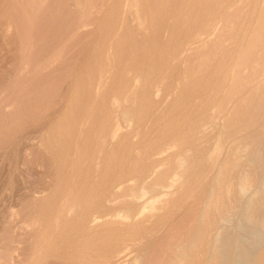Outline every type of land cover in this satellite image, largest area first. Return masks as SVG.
<instances>
[{"label":"rangeland","instance_id":"rangeland-1","mask_svg":"<svg viewBox=\"0 0 264 264\" xmlns=\"http://www.w3.org/2000/svg\"><path fill=\"white\" fill-rule=\"evenodd\" d=\"M122 1H124V0H122ZM140 1H141V4L143 5V6H141L142 10H144L143 12L146 14V11H147L146 18H147V23L149 24V26L147 24L145 31H141V34H138L139 29L135 25V21L133 22L131 20L132 18L129 19L128 16L126 15V11L123 9L124 8V6H123L124 2H122V4H121V0H83L82 14H81V20H80V24H81L80 29L81 30L79 32L80 36L78 35L77 39H76L73 36V31L76 29V27H75L76 16L72 12V8H70L71 7V0H61V1L60 0H0V101H1L0 102V260H1L0 264H18L19 262H20L19 264H22V263L26 264V262L29 259H30L28 261L29 264H35L34 261H36V264H38L37 261L39 262V260H40L39 264H41V262L44 264H48L49 261H50L49 264H79L81 262L84 264H115V263L121 264V262H122V264H126L128 262L127 264H130L131 260H127L126 263H123V261H125V260H121L120 258H118V256H116L115 259L113 257L114 260L110 257H105V256H107L106 255L107 251H109V252H107V254H108V256H110L113 253V250L115 249V247L117 248V247H120L121 245H122L121 247H123L125 245V243H121V239H122V242L125 240L126 245L129 246V247L127 246L123 249L124 250L126 249L127 251L130 252V254H129L130 259L137 257L138 258V264H167L168 261H170V259L174 256V254H177V251L174 252L175 249L178 250L180 248L186 249L188 251V253L192 257L191 258L192 264H196V263L197 264H240V262H238V261H240L241 257H243V254H245L244 250H245L246 245L242 240V234H241L244 232H242L240 230V228L236 227V226H238L237 225L238 222L242 219L241 217H243V209L245 208V204L247 202L248 195H244V194L241 195L239 190H237V189H239L237 187H239V183L241 181V177L243 174L242 168L245 164L247 166L253 167V168H251L250 172L247 173V175L250 177V181L253 185L252 189H255L257 186H259L261 181H263V179H264V155H263L264 154V114H262V113H264V110H263L264 104H262V103H264V100H263L264 94H262V91H260L257 99L255 100L253 105L250 107V109H249L250 111L248 110L242 116V117H244V119L246 118L248 120H246L245 123H241V124L242 125L248 124V129L244 130V131H240L239 133L232 131L231 135H229L227 138H224L225 140H222L221 151L217 152V150H215V143L218 141L219 134L214 132L213 134L212 133L207 134L208 136L205 137L206 135L200 133L197 130V127H198L197 124H199V123L195 124L194 121H197L198 119H201V118H202V120H205V121L210 120L217 112H219L218 107L219 108L225 107L224 104H226L227 99L223 98L224 92H225V94L227 93L226 90H228V89H226V88L228 86H230V84H231V83H229L228 80H226V79H229L226 75V72H227V70L229 71V69H231V65L233 67L235 62L238 61V59H239L240 52L238 53V51H240V49H238L239 47L237 48L236 45L238 44L237 46H240V44L242 43L243 40H246L244 42L247 43V41L250 39V37L252 35L254 36V34H252V35L248 34V36H250V37H247L244 35H245L246 31L249 30L248 28L251 29V27H250L251 24L253 27V24L258 23V21H257L258 18H256V17H258L261 14V9H260V7L255 8V6H253L254 5L253 2L252 3L250 2V4L248 3V5H247L249 7L248 9H247V6L243 7V9H241L242 7L239 8L242 12L245 11L246 15H245V13H242L241 11L239 12V10H238L237 11L238 13L235 11L230 16V17H235V16L236 17L230 19L226 9H223L221 11V9L218 8L219 6L213 7L216 4L212 5V7L210 8V13H213V15L214 14L216 15L217 11L218 12L221 11L222 13L224 12L226 14V16H228L227 19L229 20L230 26L227 28V30L226 29L224 30L226 35L223 32L224 36L222 35L223 37H221L222 38V40H220L221 42L213 43V44L209 45L211 50L209 49V46H208V47L203 48L201 50L202 52L200 50L197 52L196 51L192 52V55L190 56L191 60L189 59V63H188L190 65L189 68L191 71V72L189 71L190 76H189L188 80H186V82H185L186 87L183 86L185 89H183V91L181 90V93H180V89L178 90V88H177L179 85L177 84L178 82H176V79H177V76L180 75V68H181V72H182V66L180 64L178 65L177 63H174L171 60V58H169V57H171L174 54V52L176 54L177 51L179 52V50H181L180 49L182 47L181 44L183 43V41H181V40H182L183 36L185 37V35H183L182 32H184L185 29L189 30L193 24V22H192L193 19H191L188 14H190V12H191L192 16H195L196 11H194V12L191 11L192 6H190L191 4H189V3H191L190 0H162V1L161 0H140ZM119 4H121V5H119ZM121 6H122V8H121ZM143 7L146 9V11ZM114 10L116 13L114 12ZM119 11H121V12H119ZM246 11H248V12H246ZM254 11H255V13H254ZM258 11H260V12H258ZM152 13H154V14L152 15ZM203 13L208 14V12L207 11L205 12V10ZM203 13H202V15H203ZM115 14H116V17L113 18V16H115ZM117 14L118 15L120 14V15L118 16ZM185 15H186V18H184ZM229 15H230V13H229ZM251 15H252V17H251ZM82 16H83V18H82ZM204 16L207 18V15H203L200 18V20L202 18H204ZM253 16H255V18ZM148 19H150V20L148 21ZM248 19L249 20L251 19V20L249 21ZM188 20H190V21H188ZM118 21H120V23H117ZM124 21H126V22H124ZM180 21L183 22L184 24L181 23ZM186 21H188V22H186ZM251 21H253V22H251ZM122 22H123V24H122ZM177 22H178V24H176ZM179 22H180V24H182V26L179 25ZM232 22H234V23H232ZM8 23H11L12 27L14 25H16L12 28V30L10 32L7 30V27H6ZM263 23H264V19H263ZM114 25H116V26H114ZM122 25L125 27H123ZM162 25H163V27H162ZM171 25L175 28L174 29L171 28L170 27ZM185 25H187V26L190 25V26L187 28V26H185ZM244 25L247 27H245ZM231 26H232V28H231ZM182 29H184V30L182 31ZM107 30H109V32L111 33V38L108 37V36H110V33L107 32ZM164 30H165V32H164ZM118 32H119V34H118ZM122 32H124V33H122ZM170 32H171V38L168 37ZM185 32H187V30ZM185 32H184V34H185ZM108 33H109V35H108ZM242 33H243V35H242ZM172 34H173V36H172ZM236 34H237V36H236ZM224 37H227V38L224 39ZM242 37L245 39H243ZM168 38H170V39H168ZM259 38L261 40H258V38L254 39V41H255L254 44L257 46L259 44L260 45L264 44V40H263L264 39V33H263V35L261 34L259 36ZM73 39H74V41H73ZM227 39H229V40H227ZM144 40H145V42H144ZM112 41H113V48L116 49L118 47L116 50H118L119 53L112 48L111 49L112 54L110 55L109 53H110L111 43H109V42H112ZM180 41H181V43H180ZM258 41H260V43H258ZM121 42H122V44H121ZM169 43H170V45H169ZM224 43H225V46H224ZM123 44L125 45V47L123 46ZM176 44L180 45V47ZM216 44H217V46H216ZM106 45H107V48H106ZM231 45H233L235 47L234 48L232 46L234 48V49L232 48V50H234V52L228 51L230 49L229 47H231ZM98 46H100L101 48ZM166 46L170 50L168 48H166ZM173 46H175V47H173ZM177 46L179 47V49ZM219 46L223 47L225 50ZM119 47H120V49H119ZM108 48H109V51L107 50ZM121 48L124 50V52H123V50H121ZM146 48H147V50H146ZM215 48H216V50H215ZM219 48H221V49L219 50ZM236 48L238 49V51L236 50ZM99 49H100V52H99ZM175 49H176V51H175ZM142 51H144L143 54L145 57L142 56ZM163 51H164V53H161ZM226 51L229 54L231 53L230 56L231 55L232 56L230 57L229 54L227 55ZM90 52H91V54H90ZM120 52H122V53H120ZM235 52H237V54ZM125 53H127L128 55ZM194 53H196V54H194ZM205 53L207 55L209 53V55H208L209 57H207V55ZM234 53L236 54L235 58L233 56V55H235ZM108 54L110 56H108V59H107L106 57ZM134 54H138L139 56L134 55ZM162 54L165 56H162ZM185 54L186 55H184V56L188 55L187 53H185ZM254 54H255V52H254ZM259 54L261 55L263 53L258 52V53H256V55L252 54L253 59L255 58L254 56H256V58H258ZM55 55H56V57H55ZM118 55H120V56H118ZM149 55L152 57H150ZM74 56H75V58H74ZM90 56L92 58H90ZM102 56H104V57H102ZM153 56H154V58H153ZM135 57H137V58L135 59ZM142 57H144V58H142ZM215 57H218V58L215 59ZM220 57H221V60H219ZM227 57H229V58L226 59ZM114 58L115 59L117 58V60H115ZM120 58L121 59L125 58V59L121 60ZM150 58H152V59H150ZM168 58L170 59V61ZM196 58H197V62L195 60ZM146 59H147V62H146ZM235 59H237V60H235ZM118 60H121L122 62L120 61L121 63L118 64V62H119ZM141 60H143V61H141ZM212 60H214L213 62H215V63L211 62V64H210V61H212ZM229 60L231 62L233 61L234 63L229 62ZM110 61H111V64H110ZM149 61H150V63H149ZM161 61L162 62L164 61V64H162ZM25 62H26V64H24ZM90 62H92L93 64ZM112 62H114L115 65ZM137 62H139V65ZM144 62H146V64ZM222 63L223 64L225 63L227 65L224 64V68H223ZM201 64H203V65H201ZM205 64L206 65L209 64L206 69H204L206 67ZM215 64L217 65L216 66L217 69H215V67H214ZM81 65H83V66L81 67ZM141 65H143V66H141ZM154 65H156V67L152 71L153 68H151V67H154ZM160 65L162 66V68L160 67ZM192 65H194V66L192 67ZM210 65H212L213 67ZM111 66L114 70L112 72L108 73V69H110L109 67H111ZM116 66L118 69H116ZM125 66H127V67H125ZM138 66H139V68H138ZM173 66H174L175 70L172 68ZM228 66L230 67L229 69H228ZM99 67H101L103 69L106 67L105 70L107 69V74L103 80V83H104L102 85L103 88H102V86L100 87L102 94L99 96H96L94 99L93 98L91 99V104H89L90 108H89V106L85 107V105H86L85 102L87 101L85 98L87 96L86 95L84 96L83 93L85 91L83 93H82V91L85 89H88V88L91 89L93 87V89L95 88L93 91L95 93L97 86L95 85L94 81H93V83H94L93 85H89L90 84L89 81H90L91 77L93 78L92 80L97 79L96 76H97V70L99 69ZM168 67L171 69H169ZM191 67H192V69H191ZM202 67H203V70H202ZM82 69H84L83 72L85 74L82 73ZM124 69H125V72L123 71ZM147 69H148V71L144 72ZM156 69H157V71H156ZM222 69L226 70V72L223 71ZM117 70H118V72H117ZM204 70H205V72L203 73ZM216 70H218V71H216ZM95 71H96V73H95ZM137 71H140L144 77L149 76L150 80L153 78L154 79H158V78L163 79L165 82V84L163 83L165 85V86L163 85V87H164L163 89L166 90V89H168V86H169L170 90L168 89V92H170L171 90H172V92L173 91L175 92L176 90L179 91V93H180L179 95L176 92L178 98L176 99L177 96L174 97V95H175L174 94L173 96L169 97V99L167 100L168 102L170 101V103L168 104V102L166 101L167 104L164 102L163 105L160 104L159 100L154 98L153 96H152V98H150V97L149 98L148 97L147 98H144V97L141 98L143 96L142 95L143 91L140 93V91L143 90L142 85H141L142 89L139 88L140 91L138 90V93L136 92L134 95H132L133 85H132V78L131 77L134 76V74L139 73ZM148 72H150L151 74ZM159 72H160V74H159ZM217 72H219V74H217ZM79 73H80V75H79ZM147 73H148V75H147ZM214 73H216V76ZM93 74H94V76H93ZM118 74H120L122 76H120ZM166 74H168V76ZM193 74L196 77L195 79H194ZM211 74L213 75L212 78H214V79L211 78ZM83 75L84 76L86 75V76L83 78ZM117 75H118V77H116ZM151 75H153L154 77ZM156 75H158L157 78H156ZM225 75H226V79L224 78ZM119 76L121 79L119 78ZM86 77H87V79H86ZM170 77H171V79H170ZM216 77H217V79H216ZM197 78H198L199 82H196V81H198ZM85 79L88 80V81H86V85L84 84ZM108 79H109V81L107 82ZM114 79H115V81H118V82L113 81ZM174 79H175L176 84L173 81ZM77 80H78V82H77ZM224 80H226L227 82L225 83ZM80 81L82 84H80ZM119 81H121V82H119ZM191 81H193V82H191ZM220 81H221V83H219ZM87 82H88V84H87ZM105 82H106V84H105ZM173 82H174L175 89H174V86L172 84ZM111 83H113V84H111ZM117 83H119L118 84L119 86H117ZM197 83H200V84L198 85ZM79 84L82 85L81 86L82 89H80V91H79V88H80ZM83 84L85 86H83ZM192 84L193 85L197 84V85L193 86ZM220 84L222 87L218 86ZM72 85H73V87H72ZM170 85H172V87ZM214 85L218 86L219 89L216 86L214 87ZM111 86H112V88H111ZM190 86H191V88H190ZM245 86H247V87H245ZM86 87H88V88H86ZM237 87L238 88L240 87L239 89H241V90H249L248 88H250L251 85H247L245 83V85L241 84V85H238ZM189 88H190V90L192 89L193 91H190ZM221 89H223L224 91L222 92ZM197 92H200L201 94L197 93ZM203 92H204V94H203ZM71 93H73V94H71ZM81 93L83 96L80 95ZM107 93L109 95H106ZM139 93L142 96L138 95ZM103 94H105L104 96H106L108 99H103L102 98ZM186 94H187V96H186ZM3 95H4V97H3ZM68 95H71V96H68ZM114 95H117V96L120 95L122 97V99H124V97H126V96L129 97L130 101L127 102L128 104L125 103L124 107L127 110L131 111V113L134 114L133 116L137 120H139V119H141V121L143 120V126H144L143 128H144V132L146 135L145 138L147 139V140L144 139L145 141L142 142L143 147L147 144L153 143V141L155 142V140H153V139H156V137H158V136L160 138V135L161 136L165 135L166 138H168V140L176 139V138L180 139L182 137L181 138V141H182L181 143L183 145L182 146V148H183L182 154H184V155H181L182 156L181 158L184 157V159H185V167L183 169H178V170H181L180 171L181 173H183V170H184L183 179L176 184V186L174 188L175 190L173 189L171 191L172 192V198H171V201L166 204L167 206H165L164 209H162L157 214H155L154 217L150 218L151 221L148 219L145 221L146 223L143 222L144 224L140 223V224H138V226L137 225L135 226L136 228H138L141 231H139L138 229H136L134 231V229H135L134 227L130 231H124V232L119 231V230L117 232L114 230L115 231L114 232L113 229H111V230H109L111 232H109V231L100 232V235L99 234L95 235V238L97 237V239L95 240V238L93 237L94 234L91 235L92 233L89 234L85 230H83L84 228L82 227L83 225H81V223H80L81 221L78 219L79 218L78 215H77V217L75 216V218H73V220H76L75 223L73 220H71L70 221L71 224L67 225L70 227V230H69V227H65L66 229L68 228L67 229L68 231L66 232V229L64 228V225H63V224H65L66 220L64 217L65 215L62 212V209H63V207L64 208L67 207L70 204V202L73 201L75 196H76L75 203H79V204H76L77 207H80V205H81V207H80L81 209L87 208L88 204H86L87 202H85L86 199L88 201H91V199L89 200L90 196L88 195V194H90L89 188L91 189L93 184L98 182L97 181L98 178H100V179H98L99 181L101 180V177H100L101 171L98 170V172H96L97 170L95 168V157L99 152L98 150L99 149L101 150V146L99 148V145L102 142V139L99 138L100 132H98V131H100L102 129V128H100V126L101 127H107V130H109L108 128H110L112 123L115 121L116 117H115V114L113 113L114 108L111 105V102H112L111 97ZM195 95H197L198 97ZM212 95H213V97H212ZM7 97H8V99H7ZM69 97H70V100H69ZM173 97L175 98L176 101L172 99ZM137 98L140 102L137 101ZM187 98H189V101L187 100ZM202 98L204 99L203 101H201ZM208 98H211V99H208ZM259 98L260 99L262 98V99L260 100ZM74 99H76V100H74ZM142 99H143V101H142ZM183 99L185 100L184 102H182ZM213 99H214V101H213ZM106 100H107V102H106ZM135 100H136V102H134ZM193 100L196 103L199 100V103L196 104ZM211 100L213 101V103ZM71 101H73V102H71ZM98 101H99V103H98ZM103 101H105L106 103ZM172 101H174L175 103L177 102V104H175V107H173ZM78 102L80 104H78ZM100 102H102V105H104V106H100L99 105ZM145 102H147V103H145ZM174 102H173V104H174ZM202 102L205 104L202 105ZM208 102L211 105H209ZM222 102L224 104H222ZM69 103H71V104H69ZM259 103H260V105H259ZM68 105H70V106H68ZM143 105H145V106H143ZM167 105L169 106L168 110H166L168 107ZM194 105L195 106L197 105L196 106L197 108ZM198 105H200V106L198 107ZM214 105H215V107H214ZM257 105H259L258 110L255 109ZM106 106H107V108H106ZM135 106H139V107H135ZM164 106L166 108H165V110H162V109H164L163 108ZM146 107H147V109H146ZM93 108H94V112H92ZM199 108L200 109L202 108L205 111L200 110ZM209 108L215 114H212V111ZM44 109H46V110H44ZM97 109L99 111H97ZM192 109H194V110H192ZM259 109H262V113H261V111H260V113L258 112ZM85 110H87V111H85ZM199 110H200V112H199ZM209 110L211 112H209ZM89 111H90V114H92L91 115L92 121H93L92 123L93 124L97 123L96 125H98L99 128H96V125H93L91 123L89 131L92 132L93 134L90 132H87V134L89 135V133H90L91 136L88 137V135L87 136L85 135L87 140L85 138H81V137H79L81 139V140H79L78 137L75 138L77 135H79L78 134L79 130H76L79 128V127H77V126H79L78 123L81 122L84 115H86L87 112H89ZM141 111H144V113H142ZM166 111H169L168 116H166L167 115ZM214 111H217V112H214ZM253 111H255V112L252 113ZM72 112H74V114ZM78 112H80L79 114L83 115V117L79 116ZM99 112L102 114H99ZM111 112H112V114H111ZM159 112H163V115L165 114L166 118L161 114H157ZM195 112L196 113L198 112L199 114L198 113L197 114L199 116H202L203 114L204 115H203V117H198V115L194 114ZM205 112L206 113L208 112V114H206ZM44 113H46V114H44ZM152 113H154V117L152 116L153 115ZM257 113H259L260 115L259 114L257 115ZM150 114H151V116H150ZM155 114H156L157 118L155 117ZM171 114H172V116H171ZM42 115L43 116L46 115V117H45L46 119L42 118L43 117ZM63 115H65L66 117ZM73 115H75V116H73ZM99 115H100V117H99ZM135 115H138L139 117H137ZM140 115H142V116H140ZM159 115H161L162 117L161 116L159 117ZM221 115H223V114H221ZM261 115L263 117H261ZM48 116H50V117H48ZM169 116H171V117H169ZM256 116L262 120H258ZM69 117L71 118V120H72V117H74V118L80 117L82 119H76L75 118L74 120L69 121L70 120ZM140 117H142V118H140ZM143 117L145 118V121H144ZM149 117L151 119L153 117L152 121ZM172 117H173V119H172ZM191 117H192V119H191ZM254 117H256V118L254 119ZM66 118H68L69 120ZM93 118L95 120L96 119H100V120H97L94 122ZM159 118H160V120H159ZM163 118H164V120H162ZM175 118H177V119H175ZM195 118L196 119L198 118V119L195 120ZM63 119H65L66 122ZM103 119L105 122L103 121ZM156 119H157V121H156ZM251 119H252V123L250 121ZM58 120L60 121V123H58ZM169 120L171 123L169 122ZM192 120H193V122H192ZM46 121H48L49 123H47ZM73 121H74V123L69 124L70 122H73ZM106 121H108V122H106ZM158 121L159 122L161 121V122L159 123ZM249 121H250V123H248ZM75 122H76V124H75ZM153 122L155 124V127H153L154 126ZM178 122H180V124ZM99 123H101V124L99 125ZM156 123L159 125H157ZM255 123H256V125H255ZM42 124H44L43 125L44 127L42 126ZM47 124H51L52 126L51 125L47 126ZM59 124H60V126H59ZM68 124H69V126H68ZM74 124H75V126H73ZM151 124L153 126H151ZM160 124L162 125L161 130L159 129ZM186 124H187V126H186ZM189 124H192V125L190 126ZM66 125L68 126V129H66L67 128ZM145 125H147V126H145ZM169 125L171 128L169 127ZM45 126H47L46 129H48V132L53 134V136H55V139H53L54 141L57 140V135H59L58 138L60 140H62L60 142L58 139V141L60 142L59 143L60 145L58 144V145H55V147L51 148L53 153L49 154L51 157L49 156L48 177H46V178L44 177L43 172L39 169V166H38V157L40 156L39 154L41 151V149H40L41 138H39V137L42 136V134H40L39 132L43 131L45 129ZM57 126L60 128H58ZM92 126L94 128H92ZM124 126H125L123 128L124 130H126L128 128L132 129L134 124H131V126H130L128 123H126V125L124 124ZM49 127L52 129H50ZM91 128H92V130H91ZM147 128H149V129H147ZM173 128H174V130H173ZM73 129H74V131H73ZM151 129H153L156 133L158 131V133L157 134L155 132L150 133L152 131ZM164 129H165V132L163 131ZM166 129L167 130L169 129V130L167 131ZM70 131L74 132V134L72 133L70 135V133H71ZM94 131L96 132V134ZM126 131H128V130H126ZM189 131H192V132H189ZM28 132H29V134H28ZM181 132H182V134H181ZM261 132H262V134H260ZM67 133H68V135H67ZM159 133H161V134H159ZM163 133H166V134H163ZM169 133H171L172 135L171 134L169 135ZM189 133H191V134H189ZM60 134H62V135L60 136ZM64 134L66 136H68L67 137V139L69 138L68 141L66 139V136H64ZM149 134L150 135L152 134V135L150 136ZM154 134H155V138H154ZM257 134L259 136L260 145H258L257 147H253V149L250 150L249 155L245 156V154L247 153V148H249L248 142H250L252 137L257 136ZM148 135L153 139H151ZM97 136H99V137H97ZM147 136L150 139L147 138ZM188 136H190V137H188ZM159 138H157V139H159ZM184 138H186L185 139L186 141L185 140L183 141ZM188 138H191V140ZM84 140H86V141H84ZM96 140L98 142H96ZM151 140H153V141L150 143ZM168 140H166V141H168ZM194 140H196V141H194ZM63 141H66V144H65V142L63 144ZM69 141H71V142H69ZM99 141H100V143H99ZM128 141L129 140L124 141L123 144H121V146L119 147L120 149L118 148L116 150L115 156L113 154H111V155L109 154L108 149H105V148H107V146H105V144L103 146L104 150L102 148L103 153L107 154L105 156L106 159L104 161V163H106L104 166L105 171L107 170L106 174L108 175V173L111 171H112L111 172L112 175H115L116 173L118 174V173L122 172V173H120L121 175L116 174V176H119L116 179L117 184H119V186H120L118 188H122V189L125 188L126 186H129V185L132 186L134 184H137V183L140 184L142 182L141 177H143V171H141L140 169L142 166L145 165V164H143L144 162H141L143 165L141 163L138 164L139 167H137L136 164L133 165L134 164L133 162L136 159V154H134L133 151H130V148H131V144H130L131 142L130 141L131 140L129 141L130 147L128 146ZM208 141L210 143H208ZM83 142L87 143V144H85V146H87L86 148H85ZM145 142H147V143L145 144ZM205 142H207V143H205ZM235 142L240 143V145L238 147H236ZM94 143L98 144V146L97 145L94 146L93 145ZM71 144L73 146H71ZM78 144H79V146H78L79 148L76 146ZM126 144L129 148L128 150H127V148H125ZM188 144H190V145H188ZM62 145H63V147H62ZM68 145L70 147H68ZM80 145L81 146L83 145V146L80 147ZM262 145H263V147H262ZM96 146H97V148H96ZM75 147H77V150ZM122 147H124L125 149L124 148L121 149ZM61 148H63V149L61 150ZM65 149H66V151H64ZM184 149H185V151H184ZM186 149H188V150H186ZM229 149H230V151H229ZM67 150L69 151L68 153H67ZM71 150L74 154L73 156H72ZM82 150H83V152H82ZM119 150H120V152H118ZM122 150L124 152H122ZM125 150H127L128 153ZM29 151L33 152L35 155L32 156L31 161H25V158H26L25 156L27 155V153ZM75 151H76V153H75ZM94 151L96 153H94ZM81 152H82V154H80ZM86 152L88 154L90 152V154L88 155V154H86ZM69 153H71V154L69 155ZM117 153H119L118 155H121V156H117ZM122 153L126 154V157ZM129 153H131V154L133 153V155H131ZM203 153H205V154H203ZM207 153H208L209 158L206 156ZM92 154L95 156L93 157ZM259 154H261V156ZM75 155H76L75 158H77V159L74 158L73 160H71ZM81 155L84 157H82ZM191 155H193V156H191ZM238 156H243V160H240ZM65 157H67V158H65ZM89 157H90V159H88ZM109 157L111 158V160L107 159ZM116 157H117V159H116ZM121 157H122V160H121V164H120L119 161H120ZM130 157H132V158L130 159ZM133 157H134V159H133ZM79 158L81 161L79 160ZM92 158H93V160H92L93 163H91ZM249 158L254 159V163H252V162L249 163ZM57 159L60 161H58ZM77 160L79 162L78 165L76 162ZM112 160H114V162ZM126 160H129V161H127V164H126V162H124ZM109 161H110V163H109ZM237 161H239V162H237ZM81 162H83V163H81ZM116 162H118V163H116ZM61 163H64L65 165L61 164ZM122 163L124 165H122ZM60 164H61V167H60ZM82 164H84V165H82ZM85 164H87V165H85ZM69 165L70 166L72 165V166L70 167ZM90 165H91V167H90ZM132 165H133V167H132ZM114 166H116L117 168H115ZM169 166L170 167L171 166L176 167L177 163L175 161L171 162L169 164ZM79 167H82V168L79 169ZM89 167L92 168V170L89 169ZM93 167H94V169H93ZM74 168H75V170H74ZM133 168L135 170H133ZM138 168H140V169H138ZM217 168H218V170H217ZM220 168H222V172L218 176ZM82 169H83V171L84 170L86 171V172L84 171L85 174L81 171ZM109 169H110V171H109ZM130 169H132L130 171V172H132L131 175L129 172ZM69 170H71V171L74 170V172L73 171L71 172ZM77 170H79V171H77ZM127 171H128V173H126ZM139 171H141V172L139 173ZM199 171H200V173H199ZM80 172H81V174H80ZM196 172H197V174H196ZM111 173H109L108 176H112V175H110ZM136 173L138 175H136ZM124 174H125V176H124ZM80 175H81V177L83 176L82 179H81ZM76 176L80 177V179L77 178ZM84 176H85V178H84ZM89 176H90V178H89ZM257 176H258V178H257ZM73 177H76V179ZM130 177H132V178H130ZM86 178H88V179H86ZM133 178H134V180H133ZM71 179H72V181H71ZM74 179H75V181L79 179V181H76V183H75ZM84 179L87 182L88 181L89 182L87 183V182L83 181ZM118 179L120 180V182ZM187 179L190 180L191 182L188 181ZM195 180H197V181H195ZM60 182H61V184H60ZM80 182L82 183L81 185H80ZM48 183H49V188L52 191V192H50L51 197L49 199V202L52 199L55 200L53 202L52 201L50 202L51 205H49L50 209L48 212V221H50V222H48L49 227H50L49 228L50 241H51V239H54V237H55V239L52 240L53 242L51 241L49 243V247L53 245L54 248L51 247L50 251L54 249L51 252L52 253L55 252V253L53 254V256L51 254L47 263H45L41 260V257L39 254L34 255V253L36 252L35 247H37L36 244L40 241V238H41L40 237V235L42 233L41 229H37V231H35L36 233L34 232L29 238L21 236L20 234L23 230L22 229L23 226H25L28 222L39 220L42 218L43 210H42V207L40 206V205H42V204H40V201H41L40 200V195H41L40 192H41L42 188L45 186V184H48ZM77 183H79V185L81 187L79 185L77 186L76 185ZM67 184L74 187L73 189L75 190L74 192H76V194L73 195L74 192L73 191H72L73 193L71 192V190H73V189H69L70 186L68 187ZM71 184H73L74 186ZM217 186H219V187H217ZM78 187H80L81 189ZM179 187H181V188L179 189ZM68 189H69V191H68ZM64 190H66V191H64ZM77 191H79V193ZM36 192H39L40 195H39V193L36 194ZM65 192H67V195H64V194H66ZM238 192H239V194H238ZM68 193H70V195L72 194V196H70ZM83 193H84V195H83ZM78 194H79L81 200H80V198L78 199V197H79ZM148 194L149 195L146 197L147 201L153 200L154 194H152V193H148ZM173 194H174V196H173ZM37 195H38V197H37ZM56 196H57V198H55ZM36 197L38 199V202L36 200ZM52 197H54V198H52ZM65 198H68L69 200L65 199ZM127 198L129 199V197H127ZM127 198L124 197V198H121L122 200L119 199L118 201H116L118 203L114 202L116 205L113 203L112 210L110 211V213H112V211L113 212L115 211V210H113V208L116 209V211H118V209L121 210L124 208L125 209H127V208L131 209L132 208V210L134 209L136 211L139 209V207L143 204V202L145 200V198H144V200L142 199L143 201L140 200V202L139 201H132V200H131V202L130 201H127V202L123 201L124 199H127ZM64 200H65V203L61 204L64 202ZM78 200L82 201V202H79ZM120 200H121V202H120ZM243 200H244V202H242ZM172 201L174 203L176 202V204H174ZM135 202L139 203L140 205L136 204ZM37 203H39V205ZM54 204H56V205H54ZM205 204H206V206H205ZM172 205L174 208L172 207ZM174 205H176V207ZM51 206L53 208H51ZM168 206H169V209H167ZM37 208H38V210H37ZM236 208H237V210H236ZM102 209H104V208H102ZM165 209H167V210H165ZM41 210H42V212H41ZM52 210H53V212H55V214L53 212H51ZM99 211H101V209ZM61 212H62L63 217L61 215ZM166 212H168V213L165 214ZM11 213H15L14 221L10 220V214ZM158 216H160V217H158ZM263 216H264V204H262L260 209H259L258 218H261ZM203 218H206V219H203ZM29 219H31V220H29ZM60 219H62V220H60ZM57 220H58V222H57ZM226 220H227V222H226ZM26 221H27V223H26ZM60 221L62 222L61 224H60ZM77 221H80V222L78 223ZM153 221H154V223H153V225H151V223ZM201 221L203 222V224ZM72 222H73V226H72ZM148 222L150 225L147 224ZM236 222H237V224H236ZM228 223H229V225H227ZM23 224H25V225H23ZM146 224H147V226H146ZM224 224L227 226L225 228V231H227V232L225 233V231H224V235H225L224 241H221L219 244H215L214 239H213L214 235L220 229V227ZM18 225H20V226H18ZM58 225H59V227H58ZM211 225H212V227H211ZM81 228H83V229H81ZM150 228H152V229L147 230ZM57 229H58V231H57ZM61 230H65V232L61 231ZM137 230H138V232H137ZM51 231H53V232H51ZM112 231L114 233H112ZM84 232H86V233H84ZM140 232H142V233H140ZM191 232H192V234H191ZM73 233H75L76 235H74ZM101 233H104L105 235L101 234ZM133 233L135 235H133ZM51 234H53L52 235L53 237L51 236ZM71 234H72V236H71ZM117 234L118 235L120 234V235L118 236ZM121 234H123V235H121ZM143 234H144V236H143ZM54 235H56V236H54ZM61 235H62V237H60ZM63 235H64V237H63ZM68 235H69V239H70V237L72 239L67 240L68 237H66V236H68ZM89 235L92 236V238ZM111 235L112 236L114 235L115 239H117L118 241L120 240V241L116 242L117 240L114 239V236L112 238ZM132 235L134 237H136V239H133ZM147 235H148V237H147ZM200 235H202V236H200ZM57 236H58V238H57ZM105 236H107V237H105ZM123 236H124V238H123ZM141 236H142V238H141ZM59 237H60V240H59ZM101 237H105L106 240L104 238H101ZM125 237H127V238H125ZM144 237H145V239H144ZM63 238H66V241H64ZM83 238H84V240H83ZM89 238H91L92 240ZM109 238H112V239H109ZM98 239L102 242H100ZM182 239H184V241H182ZM236 239L239 241L237 242ZM21 240H22V242H21ZM85 240L87 242L88 241H90V242L87 243ZM103 240H104V243H103ZM228 240L230 242H228ZM56 241H58V243ZM106 241H108V242H106ZM110 241H112V243ZM114 241H115V243H113ZM135 241H137V242H135ZM82 242H85V243H83L84 245L81 244ZM86 243H87V245H85ZM137 243H138V246H137ZM129 244L131 246L133 245L134 248H133V246L131 247ZM109 245H110V247H109ZM59 246H63V247H60L61 249L59 250V248H58ZM77 246L78 247L81 246V247H79V249H78ZM88 246H90V247H88ZM103 246H104V248H103ZM140 246H142V247H140ZM187 246H189V247L187 248ZM193 247H194V249H193ZM94 248H96V249H94ZM73 249H75V250L72 251ZM235 249H237V250H235ZM57 251H59L61 254H59V252H57ZM67 251H69V252L67 253ZM140 251H142V252H140ZM71 252H73V253H71ZM88 252H90V253H88ZM259 252H260L259 256L264 253V246L261 249H259ZM103 253H105V254H103ZM138 253H139V255H138ZM217 253H218V255H217ZM57 254H59V255H57ZM63 254H64V257L62 258L60 255L63 256ZM87 254H89L90 258L88 257ZM211 254H212V256H211ZM33 256H34V258H33ZM58 256H59V258H57ZM169 256H171V257H169ZM223 257H225V258H223ZM16 259H17V261H16ZM79 259H81V260L79 261ZM82 260H84V261H82ZM117 260H120V261L117 262ZM196 260H197V262H196ZM258 264H264V263L259 262Z\"/></svg>","mask_w":264,"mask_h":264},{"label":"bare ground","instance_id":"bare-ground-1","mask_svg":"<svg viewBox=\"0 0 264 264\" xmlns=\"http://www.w3.org/2000/svg\"><path fill=\"white\" fill-rule=\"evenodd\" d=\"M61 1V0H60ZM162 1V0H161ZM191 1V3H189V4H191L190 6H192V10L191 11H196V13H195V16H192V14H191V12H190V14H188L189 15V17L191 18V19H193V24H192V26L190 27V29L188 30V29H185V31L187 30V32H185V34H184V32H182V34L183 35H185V37L183 36L182 37V40L181 41H183V43L181 44V50H179V52L177 51V53L175 54V52H174V54L171 56V57H169V58H171V60L174 62V63H177L178 65L180 64L181 66H182V72H181V68H180V75L179 76H177V79H176V82H178L177 84L179 85L177 88H178V90L180 89V93H181V90L183 91V89H185L183 86H185L186 84H185V82H186V80H188V78H189V71H190V65L188 64L189 63V59H190V56L192 55V52H197V51H201L203 48H205V47H208L209 45H211V44H213V43H219V42H221L220 40H222V38L221 37H223L224 35H223V32H224V30L226 29L227 30V28L230 26L229 25V20L227 19L228 18V16L230 17L235 11L237 12L238 10H239V12L241 11L239 8L240 7H242L241 9H243V7H246L247 5H248V3L250 4V2L252 3L253 2V6H255V8H257V7H260V9H261V14L258 16V17H256V18H258L257 19V21H258V23L257 24H253V27H252V24H251V29L250 28H248L249 30H245L246 31V33H245V35L244 36H247V37H250V36H248V34L250 35H252V34H254V36L252 35L251 37H250V39L247 41V43L246 42H244V41H246V40H243L242 41V43L240 44V46H237L236 45V47L238 48V49H240V51H238V49L236 48V50L238 51V53L240 52V55H239V59H238V61H236L235 62V64H234V66L232 67V65H231V69H229L230 67L228 66V69H229V71L227 70V72H226V70H223V71H225L226 72V75H227V77L229 78V79H226V75L224 76V78L226 79V80H228L229 81V83H231L230 84V86H228L226 89H228V90H226L227 91V93L225 94V92H224V96H223V98L224 99H227V102H226V104H224L223 102H222V104H224V106L225 107H221V108H219L218 107V110H219V112H217V111H214V112H217L216 114L215 113H213V111H212V114H215L210 120H207V121H205V120H202V118L201 119H196L195 118V120H197V121H194V123L196 124V123H199V124H197L198 125V127H197V130L200 132V133H202V134H204V135H206L205 137H207L208 135L207 134H210V133H218L219 134V138H218V141L215 143V150H217V152L218 151H221V149H222V140H225L224 138H227L229 135H231V133H232V131H234V132H236V133H239L240 131H244V130H247L248 129V124L247 125H242L241 123H245V121L246 120H248V119H244V117H242L243 116V114L245 113V112H247L249 109H250V107L253 105V103L255 102V100L257 99V97H258V95H259V93H260V91H262V94H264V44L263 45H255L254 44V39L255 38H258V40H261L260 38H259V36L262 34L263 35V33H264V23H263V19H264V0H190ZM47 2V1H46ZM69 2V1H68ZM122 2H124V4H123V6H124V10L126 11V15L128 16V18L129 19H131L133 22L135 21V25L137 26V28L139 29V32H138V34H141V31H145V29H146V26H147V18H146V14H147V11H146V9H145V11H146V14L143 12L144 10H142V8H141V6H143L142 4H141V1L140 0H124V1H122L121 0V4H122ZM38 3V2H37ZM36 3V4H37ZM41 3V2H40ZM119 3V2H118ZM151 3V2H150ZM18 4V3H17ZM93 4V3H92ZM121 4H119V5H121ZM177 4V3H176ZM214 4H216L215 6H213V7H217V6H219L218 8H220L221 9V11L223 10V9H226L227 10V13H228V16H226V14L223 12H218L217 11V13H216V15L214 14L213 15V13H210V8L212 7V5H214ZM5 5V4H4ZM38 5V4H37ZM82 5H83V0H71V7L70 8H72V12L75 14V16H76V24H75V27H76V29L73 31V36H74V38H76L77 39V36L79 35V32H80V27H81V24H80V20H81V14H82ZM156 6V5H155ZM250 6V5H249ZM39 7V6H38ZM116 7V6H115ZM161 7V6H160ZM45 8V7H44ZM63 8V7H62ZM121 8H122V6H121ZM149 8V7H148ZM249 7L247 6V9H248ZM52 9V8H51ZM165 9V8H164ZM246 9V10H247ZM61 10V9H60ZM152 10V9H151ZM204 10H205V12L207 11L208 12V14L207 13H203L204 12ZM258 10V9H257ZM118 11V10H117ZM182 11V10H181ZM189 11V10H188ZM102 12V11H101ZM114 12H115V10H114ZM119 12H121V11H119ZM242 12V11H241ZM246 12H248V11H246ZM258 12H260V11H258ZM257 12V13H258ZM116 13V12H115ZM202 13H203V15H207V18L204 16V18H202L201 20H200V18L203 16L202 15ZM229 13H230V15H229ZM238 13V12H237ZM236 13V14H237ZM242 13H245V11L244 12H242ZM254 13H255V11H254ZM51 14V13H50ZM114 14V13H113ZM149 14V13H148ZM154 13H152V15H153ZM194 14V13H193ZM240 14V13H239ZM90 15V14H89ZM118 15V14H117ZM120 15V14H119ZM118 15V16H119ZM244 15V14H243ZM245 15H246V13H245ZM254 15V14H253ZM258 15V14H257ZM36 16V15H35ZM180 16V15H179ZM111 17V16H110ZM114 17H116V14H115V16H113V18ZM122 17V16H121ZM236 17V16H235ZM235 17H230V19L231 18H235ZM251 17H252V15H251ZM254 18H255V16H253ZM82 18H83V16H82ZM124 18V17H123ZM184 18H186V15H185V17ZM52 19V18H51ZM73 19V18H72ZM112 19V18H111ZM125 19V18H124ZM179 19V18H178ZM199 19V20H198ZM62 20V19H61ZM115 20V19H114ZM123 20V19H122ZM130 20V21H131ZM150 19H148V21H149ZM157 20V19H156ZM249 20V19H248ZM251 20V19H250ZM249 20V21H250ZM253 20V19H252ZM256 20V19H255ZM254 20V21H255ZM117 21V20H116ZM121 21V20H120ZM120 21H118L117 23H120ZM188 21H190V20H188ZM188 21H186V22H188ZM233 21V20H232ZM13 22V21H12ZM15 22V21H14ZM69 22V21H68ZM73 22V21H72ZM112 22V21H111ZM124 22H126V21H124ZM132 22V23H133ZM181 22V21H180ZM180 22H179V25H181L182 26V24H180ZM191 22V23H192ZM251 22H253V21H251ZM250 22V23H251ZM150 23V22H149ZM181 23H183V22H181ZM232 23H234V22H232ZM244 23V22H243ZM16 24V23H15ZM122 24H123V22H122ZM160 24V23H159ZM176 24H178V22L176 23ZM175 24V25H176ZM184 24V23H183ZM248 24V23H247ZM108 25V24H107ZM174 25V24H173ZM234 25V24H233ZM246 25V24H245ZM244 25V26H245ZM250 25V24H249ZM14 26H16V25H14ZM13 26V27H14ZM70 26V25H69ZM114 26H116V25H114ZM120 26V25H119ZM123 26V25H122ZM127 26V25H126ZM148 26H149V24H148ZM157 26V25H156ZM167 26V25H166ZM178 26V25H177ZM176 26V27H177ZM185 26H187V25H185ZM184 26V27H185ZM190 26V25H189ZM189 26H187V28L189 27ZM7 30L10 32L11 30H12V24L11 23H8L7 24ZM74 27V26H73ZM123 27H125V26H123ZM162 27H163V25H162ZM171 28H175V27H173L172 25L170 26ZM183 27V28H184ZM245 27H247V26H245ZM109 28V27H108ZM118 28V27H117ZM127 28V27H126ZM159 28V27H158ZM167 28V27H166ZM170 28V29H171ZM231 28H232V26H231ZM64 29V28H63ZM69 29V28H68ZM110 29V28H109ZM230 29V28H229ZM4 30V29H3ZM106 30V29H105ZM116 30V29H115ZM127 30V29H126ZM149 30V29H148ZM166 30V29H165ZM165 30H164V32H165ZM180 30V29H179ZM184 29H182V31H183ZM65 31V30H64ZM158 31V30H157ZM172 31V30H171ZM244 31V32H245ZM7 32V31H6ZM107 32H109V30H107ZM116 32V31H115ZM134 32V31H133ZM148 32V31H147ZM110 33V32H109ZM109 33H108V35H109ZM122 33H124V32H122ZM132 33V32H131ZM11 34V33H10ZM113 34V33H112ZM118 34H119V32H118ZM168 34V33H167ZM174 34V33H173ZM173 34H172V36H173ZM224 34H225V32H224ZM13 35V34H12ZM176 35V34H175ZM223 35V36H222ZM226 35V34H225ZM242 35H243V33H242ZM62 36V35H61ZM70 36V35H69ZM68 36V37H69ZM80 36V35H79ZM121 36V35H120ZM134 36V35H133ZM156 36V35H155ZM167 36V35H166ZM236 36H237V34H236ZM239 36V35H238ZM258 36V37H257ZM19 37V36H18ZM108 37H110L111 38V33H110V36H108ZM115 37V36H114ZM168 37H170L171 38V32L169 33V35H168ZM176 37V36H175ZM228 37V36H227ZM227 37H224V39L225 38H227ZM254 37V38H253ZM170 38H168V39H170ZM173 38V37H172ZM230 38V37H229ZM243 38V37H242ZM241 38V39H242ZM5 39V38H4ZM117 39V38H116ZM122 39V38H121ZM166 39V38H165ZM243 39H245V38H243ZM248 39V38H247ZM51 40V39H50ZM109 40V39H108ZM111 40V39H110ZM125 40V39H124ZM133 40V39H132ZM176 40V39H175ZM227 40H229V39H227ZM226 40V41H227ZM264 40V39H263ZM72 41V40H71ZM73 41H74V39H73ZM76 41V40H75ZM115 41V40H114ZM119 41V40H118ZM143 41V40H142ZM170 41V40H169ZM179 41V40H178ZM181 41H180V43H181ZM78 42V41H77ZM76 42V43H77ZM81 42V41H80ZM79 42V43H80ZM107 42V41H106ZM144 42H145V40H144ZM231 42V41H230ZM257 42V41H256ZM262 42V41H261ZM108 43V42H107ZM109 43H111V46H110V55L112 54L111 53V49L113 48V41L112 42H109ZM177 43V42H176ZM240 43V42H239ZM258 43H260V41H258ZM31 44V43H30ZM100 44V43H99ZM121 44H122V42H121ZM172 44V43H171ZM179 44V43H178ZM178 44H176V45H178ZM262 44V43H261ZM118 45V44H117ZM151 45V44H150ZM169 45H170V43H169ZM223 45V44H222ZM227 45V44H226ZM64 46V45H63ZM77 46V45H76ZM102 46V45H101ZM123 46L125 47V45L123 44ZM168 46V45H167ZM166 46V48H168ZM179 47H180V45H178ZM177 46V47H178ZM216 46H217V44H216ZM224 46H225V43H224ZM233 45H231V47H229L230 49L228 50V51H230V52H234V50H232V48L234 47H232ZM98 47H100V46H98ZM97 47V48H98ZM104 47V46H103ZM127 47V46H126ZM129 47V46H128ZM133 47V46H132ZM141 47V46H140ZM154 47V46H153ZM173 47H175V46H173ZM172 47V48H173ZM176 47V48H177ZM179 47H178V49H179ZM212 47V46H211ZM219 47H221V46H219ZM101 48V47H100ZM106 48H107V45H106ZM116 48V47H115ZM118 48V47H117ZM116 48V49H117ZM143 48V47H142ZM164 48V47H163ZM221 48H223V47H221ZM221 48H219V50L221 49ZM235 48V47H234ZM233 48V49H234ZM77 49V48H76ZM114 49V48H113ZM116 49H114V50H116ZM119 49H120V47H119ZM169 49V48H168ZM174 49V48H173ZM177 49V50H178ZM209 49H210V46H209ZM224 49V48H223ZM227 49V48H226ZM108 51H109V48L107 49ZM121 50H123L122 48H121ZM146 50H147V48H146ZM170 50V49H169ZM211 50V49H210ZM215 50H216V48H215ZM225 50V49H224ZM71 51V50H70ZM103 51V50H102ZM117 52H118V50H116ZM166 51V50H165ZM175 51H176V49H175ZM207 51V50H206ZM205 51V52H206ZM77 52V51H76ZM99 52H100V49H99ZM104 52V51H103ZM123 52H124V50H123ZM169 52V51H168ZM202 52V51H201ZM200 52V53H201ZM254 52H255V54H254ZM258 52H260V53H263V54H259V56H258V58H256V56H254L255 58L253 59V56H252V54L253 55H256V53H258ZM55 53V52H54ZM96 53V52H95ZM119 53V52H118ZM120 53H122V52H120ZM129 53V52H128ZM144 51H142V56H144ZM147 53V52H146ZM145 53V54H146ZM161 53H164V51L163 52H161ZM185 53H187L188 55L187 56H184V55H186ZM210 53V52H209ZM209 53H208V55H209ZM226 53H227V51H226ZM225 53V54H226ZM236 54H237V52H235ZM234 53V54H235ZM64 54V53H63ZM89 54V53H88ZM90 54H91V52H90ZM107 55V59H108V56H110V55ZM116 54V53H115ZM125 54H127V53H125ZM132 54V53H131ZM166 54V53H165ZM194 54H196V53H194ZM206 54V53H205ZM220 54V53H219ZM229 53H227V55H228ZM231 54V53H230ZM230 54H229V56H230ZM236 54L235 55H233L234 56V58L236 57ZM80 55V54H79ZM97 55V54H96ZM128 55V54H127ZM133 55V54H132ZM134 55H138V54H134ZM141 55V54H140ZM154 55V54H153ZM168 55V54H167ZM207 55V54H206ZM207 55V57H209ZM216 55V54H215ZM65 56V55H64ZM94 56V55H93ZM118 56H120V55H118ZM122 56V55H121ZM125 56V55H124ZM139 56V55H138ZM150 56V55H149ZM160 56V55H159ZM162 56H165V55H163L162 54ZM197 56V55H196ZM195 56V57H196ZM226 56V55H225ZM232 56V55H231ZM230 56V57H231ZM55 57H56V55H55ZM89 57V56H88ZM97 57V56H96ZM102 57H104V56H102ZM145 57V56H144ZM144 57H142V58H144ZM150 57H152V56H150ZM167 57V56H166ZM7 58V57H6ZM74 58H75V56H74ZM77 58V57H76ZM90 58H92L91 56H90ZM110 58V57H109ZM122 58V57H121ZM120 58V59H121ZM126 58V57H125ZM124 58V59H125ZM137 57H135V59H136ZM153 58H154V56H153ZM164 58V57H163ZM168 58V59H169ZM205 58V57H204ZM213 58V57H212ZM216 58H218V57H215V59ZM225 58V57H224ZM229 57H227L226 59H228ZM247 58V59H246ZM50 59V58H49ZM115 59V58H114ZM119 59V58H118ZM124 59H121V60H124ZM141 59V58H140ZM148 59V58H147ZM147 59H146V62H147ZM150 59H152V58H150ZM161 59V58H160ZM194 59V58H193ZM225 59V60H226ZM231 59V58H230ZM237 59H235V60H237ZM253 59V60H252ZM70 60V59H69ZM92 60V59H91ZM90 60V61H91ZM94 60V59H93ZM115 60H117V58L115 59ZM121 60H118L119 62H118V64L119 63H121L122 61ZM164 60V59H163ZM167 60V59H166ZM191 60V59H190ZM196 60V62H197V58L195 59ZM194 60V61H195ZM202 60V59H201ZM219 60H221V57H220V59ZM234 60V59H233ZM81 61V60H80ZM100 61V60H99ZM98 61V62H99ZM108 61V60H107ZM121 61V62H120ZM130 61V60H129ZM132 61V60H131ZM141 61H143V60H141ZM154 61V60H153ZM169 61H170V59H169ZM193 61V60H192ZM214 60H212V61H210V64H211V62L212 63H215V62H213ZM38 62V61H37ZM69 62V61H68ZM76 62V61H75ZM82 62V61H81ZM94 62V61H93ZM115 62V61H114ZM114 62H112L114 65H115V63ZM134 62V61H133ZM146 62H144L145 64H146ZM155 62V61H154ZM160 62V61H159ZM158 62V63H159ZM220 62V61H219ZM222 62V61H221ZM228 62V61H227ZM226 62V63H227ZM229 62H231L230 60H229ZM83 63V62H82ZM81 63V64H82ZM90 63H92V62H90ZM96 63V62H95ZM138 63V65H139V62H137ZM149 63H150V61H149ZM153 63V62H152ZM161 63L162 64H164V61L162 62L161 61ZM166 63V62H165ZM206 63V62H205ZM231 63H234L233 61L231 62ZM24 64H26V62L24 63ZM51 64V63H50ZM86 64V63H85ZM93 64V63H92ZM91 64V65H92ZM109 64V63H108ZM110 64H111V61H110ZM112 64V65H113ZM117 64V65H118ZM155 64V63H154ZM192 64V63H191ZM225 64V63H224ZM224 64L222 63V65H223V68H224ZM47 65V64H46ZM58 65V64H57ZM101 65V64H100ZM107 65V64H106ZM151 65V64H150ZM153 65V64H152ZM171 65V64H170ZM175 65V64H174ZM201 65H203V64H201ZM206 65V64H205ZM209 65V64H208ZM208 65H206V67L204 68V69H206L207 68V66ZM225 65H227V64H225ZM75 66V65H74ZM83 65H81V67H82ZM86 66V65H85ZM99 66V65H98ZM104 66V65H103ZM110 66V65H109ZM121 66V65H120ZM129 66V65H128ZM133 66V65H132ZM141 66H143V65H141ZM140 66V67H141ZM166 66V65H165ZM172 66V65H171ZM177 66V65H176ZM175 66V67H176ZM194 65H192V67H193ZM198 66V65H197ZM200 66V65H199ZM210 66H212V65H210ZM216 64H215V69H217L216 68ZM79 67V66H78ZM124 67V66H123ZM125 67H127V66H125ZM150 67V66H149ZM156 67V65H154V67H151V68H153L152 69V71L154 70V68ZM160 67L162 68V66L160 65ZM164 67V66H163ZM178 67V66H177ZM180 67V66H179ZM192 67H191V69H192ZM201 67V66H200ZM213 67V66H212ZM80 68V67H79ZM78 68V69H79ZM85 68V67H84ZM106 68V67H105ZM105 68L103 69V68H101V67H99V69L97 70V79L96 80H92L93 78L91 77H89L90 78V81H89V85H93L94 83H95V85L97 86L96 88V91H95V93L93 92L94 91V89H93V87L90 89V88H88V87H86V88H88V89H85V90H83L82 91V93H83V95L85 96H87L85 99L87 100L85 103H86V105H85V107L86 106H89V104H91V99L93 98H95L96 96H99V95H101L102 93H101V90H100V87L104 84L103 83V80H104V77L106 76V74H107V69L105 70ZM110 69H108V73L109 72H112L114 69L112 68V66L111 67H109ZM138 68H139V66H138ZM142 68V67H141ZM145 68V67H144ZM169 68V67H168ZM173 69H174V66L172 67ZM209 68V67H208ZM220 68V67H219ZM36 69V68H35ZM77 69V68H76ZM116 69H118L117 68V66H116ZM121 69V68H120ZM169 69H171V68H169ZM198 69V68H197ZM201 69V68H200ZM227 69V68H226ZM16 70V69H15ZM60 70V69H59ZM83 70L84 69H82V73L83 74H85L84 72H83ZM128 70V69H127ZM164 70V69H163ZM175 70V69H174ZM202 70H203V67H202ZM201 70V71H202ZM209 70V69H208ZM213 70V69H212ZM76 71V70H75ZM78 71V70H77ZM86 71V70H85ZM116 71V70H115ZM121 71V70H120ZM124 72H125V69L123 70ZM122 71V72H123ZM148 71V69L146 70V71H144V72H147ZM156 71H157V69H156ZM170 71V70H169ZM179 71V70H178ZM196 71V70H195ZM210 71V70H209ZM216 71H218V70H216ZM220 71V70H219ZM80 72V71H79ZM117 72H118V70H117ZM137 72H139V73H136V74H134V76H132L131 78H132V85H133V91H132V95H134L136 92L138 93V90H139V88H141L142 89V87H141V85L143 86V90H139L140 91V93L142 92L143 94V96L139 93L138 95H141L142 97L141 98H152V96L154 97V98H156V99H158L159 100V103L160 104H164V102L166 103V101L169 99V97H171V96H173L174 94V97H176L177 96V94H176V92L178 93V95L180 94L179 93V91H173L172 92V90L170 91V92H168V89H169V86H168V89H163L164 87H163V85L165 84V82H164V80L163 79H151L150 80V78H149V76L147 77L146 75V77H144L142 74H141V72L140 71H137ZM155 72V71H154ZM161 72V71H160ZM160 72H159V74H160ZM167 72V71H166ZM172 72V71H171ZM177 72V71H176ZM191 72V71H190ZM205 72V70L203 71V73ZM255 72V73H254ZM77 73V72H76ZM87 73V72H86ZM95 73H96V71H95ZM115 73V72H114ZM148 73H150V72H148ZM148 73H147V75H148ZM173 73V72H172ZM194 73V72H193ZM200 73V72H199ZM222 73V72H221ZM224 73V72H223ZM59 74V73H58ZM111 74V73H110ZM151 74V73H150ZM156 74V73H155ZM158 74V73H157ZM163 74V73H162ZM165 74V73H164ZM170 74V73H169ZM192 74V73H191ZM195 74V73H194ZM194 74H193V76H194ZM197 74V73H196ZM208 74V73H207ZM215 74V76H216V73H214ZM217 74H219V72H217ZM225 74V73H224ZM77 75V74H76ZM79 75H80V73H79ZM118 75H120V74H118ZM118 75L116 76V77H118ZM128 75V74H127ZM167 76H168V74H166ZM165 75V76H166ZM177 75V74H176ZM199 75V74H198ZM202 75V74H201ZM86 76V75H85ZM84 75H83V78L85 77ZM92 76V75H91ZM93 76H94V74H93ZM115 76V75H114ZM120 76H122V75H120ZM120 76H119V78H120ZM125 76V75H124ZM151 76H153V75H151ZM157 76L158 75H156V78H157ZM160 76V75H159ZM175 76V75H174ZM173 76V77H174ZM212 74H211V78H212ZM111 77V76H110ZM126 77V76H125ZM154 77V76H153ZM176 77V76H175ZM77 78V77H76ZM88 78V79H89ZM169 78V77H168ZM196 77L194 76V79H195ZM201 78V77H200ZM75 79V78H74ZM86 79H87V77H86ZM84 80L85 81V85H86V81H88V80ZM118 79V78H117ZM121 79V78H120ZM165 79V78H164ZM170 79H171V77H170ZM169 79V80H170ZM175 79L173 80L174 82H175ZM205 79V78H204ZM209 79V78H208ZM212 79H214V78H212ZM216 79H217V77H216ZM83 80V79H82ZM128 80V79H127ZM163 80V81H162ZM168 80V79H167ZM197 80H198V78H197ZM211 80V79H210ZM226 80H224L225 81V83L227 82ZM93 81H94V83H93ZM109 81V79L107 80V82ZM113 81H115V79L113 80ZM112 81V82H113ZM190 81V80H189ZM195 81V80H194ZM203 81V80H202ZM207 81V80H206ZM213 81V80H212ZM77 82H78V80H77ZM76 82V83H77ZM115 82H118V81H115ZM119 82H121V81H119ZM174 82L172 83L173 84V86H174ZM176 82H175V84H176ZM191 82H193V81H191ZM196 82H199V80L198 81H196ZM214 82V81H213ZM73 83V82H72ZM164 83V84H163ZM167 83V82H166ZM171 83V82H170ZM209 83V82H208ZM211 83V82H210ZM219 83H221V81L219 82ZM218 83V84H219ZM245 83L247 84V85H251V87L250 88H248L249 90H241V89H239L237 86L238 85H241V84H244L245 85ZM12 84V83H11ZM20 84V83H19ZM18 84V85H19ZM75 84V83H74ZM80 84H82L81 83V81H80ZM79 84V85H80ZM83 84V86H85ZM87 84H88V82H87ZM105 84H106V82H105ZM110 84V83H109ZM111 84H113V83H111ZM115 84V83H114ZM119 83H117V86H119L118 85ZM198 85L200 84V83H197ZM197 84H194V85H197ZM206 84V83H205ZM9 85V84H8ZM7 85V86H8ZM108 85V84H107ZM193 85V84H192ZM193 85V86H194ZM223 85V84H222ZM226 85V84H225ZM228 85V84H227ZM28 86V85H27ZM81 86L82 85H80V88H79V91H80V89H82L81 88ZM165 86V85H164ZM171 87H172V85H170ZM216 85H214V87H215ZM218 86H221V84L220 85H218ZM218 86H216L218 89H219V87ZM72 87H73V85H72ZM79 87V86H78ZM186 87V86H185ZM222 87V86H221ZM220 87V88H221ZM245 87H247V86H245ZM76 88V87H75ZM74 88V89H75ZM102 88H103V86H102ZM111 88H112V86H111ZM167 88V87H166ZM176 88V89H177ZM190 88H191V86H190ZM190 88H189V90H190ZM37 89V88H36ZM73 89V90H74ZM84 89V88H83ZM93 89V90H92ZM114 89V88H113ZM118 89V88H117ZM172 89V88H171ZM174 89H175V86H174ZM173 89V90H174ZM216 89V88H215ZM217 89V90H218ZM243 89V88H242ZM247 89V88H246ZM12 90V89H11ZM14 90V89H13ZM65 90V89H64ZM78 90V89H77ZM112 90V89H111ZM116 90V89H115ZM129 90V89H128ZM170 90V89H169ZM222 90V92L224 91L223 89H221ZM71 91V90H70ZM75 91V90H74ZM73 91V92H74ZM114 91V90H113ZM190 91H193L192 89L190 90ZM195 91V90H194ZM211 91V90H210ZM216 91V90H215ZM76 92V91H75ZM74 92V93H75ZM103 92V91H102ZM185 92V91H184ZM189 92V91H188ZM202 92V91H201ZM220 92V91H219ZM221 92V93H222ZM82 93L80 94V95H82ZM109 93V92H108ZM106 94V95H109V94ZM128 93V92H127ZM130 93V92H129ZM187 93V92H186ZM192 93V92H191ZM197 93H200V92H197ZM212 93V92H211ZM214 93V92H213ZM218 93V92H217ZM68 94V93H67ZM71 94H73V93H71ZM76 94V93H75ZM188 94V93H187ZM187 94H186V96H187ZM201 94V93H200ZM203 94H204V92H203ZM13 95V94H12ZM82 95V96H83ZM105 94H103V99H108L106 96H104ZM124 95V94H123ZM127 95V94H126ZM131 95V94H130ZM131 95V96H132ZM137 95V96H138ZM199 95V94H198ZM210 95V94H209ZM220 95V94H219ZM68 96H71V95H68ZM75 96V95H74ZM78 96V95H77ZM76 96V97H77ZM93 96V97H92ZM120 96V95H119ZM117 96V95H114V96H112L111 98H112V102H111V105H112V107L114 108V110H113V113L115 114V121L112 123V125L110 126V128H108L109 130H107V127H101L100 126V128H102L100 131H98V132H100L99 134H100V137L99 136H97V137H99L100 139H102V142L100 143V141H99V143H100V145H99V148H100V146H101V150L99 149L98 151V154L96 155V157H95V168H96V172H98V170H100L101 171V175H100V177H101V180L99 181L98 179H100V178H96L97 179V183H94L93 184V186L91 187V189L89 188V193L90 194H88L89 196H90V198H89V200L91 199V201H88L87 199H86V201L85 202H87L86 204H88L87 206V208H84V209H81L80 207H81V205H80V207H77V205L76 204H79V203H75V198H76V196H75V198L73 199V201H71L70 202V204L67 206V207H63V209H62V212L64 213V217H65V220H66V222H65V224H63L64 225V228L65 227H69V226H67V225H69V224H71V220H73V218H75V216L77 217V215L79 216V220L81 221H77L78 223L80 222L81 223V225H83L82 227L84 228H81V229H83V230H85L87 233H92L91 235H93L94 234V238H95V235H97V234H99L100 235V232H107V231H109V230H111V229H113V231L115 230L116 232L119 230V231H130L131 229H133V227L135 228L134 229V231L136 230V229H138V228H136L135 226L137 225L138 226V224H140V223H143V222H145L146 220H150V218H152V217H154L155 216V214H157L159 211H161L162 209H164V207L165 206H167L166 204L168 203V202H170L171 201V198H172V190L175 188V186H176V184L179 182V181H181L182 179H183V173H184V170H183V173H181L180 171L181 170H178V169H183L184 167H185V159H184V157L183 158H181L182 156L181 155H184V154H182V150H183V148H182V141H181V138L179 139V138H176V139H171V140H168V138H166V136L165 135H160V138H159V136L158 137H156V139L157 138H159V139H153V138H151L150 136L152 135H148L151 139H153V140H155V142L153 141V140H151L150 141V143L153 141V143H151V144H147V145H145L144 147H143V144H142V142H144L145 140H147L146 138H145V132H144V126H143V120L141 121V119H139V120H137L133 115L134 114H132L131 113V111H129V110H127L125 107H124V105H125V103H127L128 101H130V98L129 97H124V99H122V97L120 96ZM190 96V95H189ZM195 96H197V95H195ZM218 96V95H217ZM222 96V95H221ZM3 97H4V95H3ZM11 97V96H10ZM9 97V98H10ZM79 97V96H78ZM136 97V96H135ZM140 97V96H139ZM172 98L173 100H175V98ZM185 97V96H184ZM183 97V98H184ZM198 97V96H197ZM200 97V96H199ZM203 97V96H202ZM212 97H213V95H212ZM211 97V98H212ZM216 97V96H215ZM214 97V98H215ZM6 98V97H5ZM43 98V97H42ZM153 98V99H154ZM178 98V96L176 97V99ZM194 98V97H193ZM201 98V97H200ZM211 98H208V99H211ZM219 98V97H218ZM7 99H8V97H7ZM6 99V100H7ZM67 99V98H66ZM83 99V98H82ZM98 99V98H97ZM96 99V100H97ZM129 99V100H128ZM171 99V98H170ZM185 99V98H184ZM183 99V101L182 102H184L185 100ZM222 99V98H221ZM260 99V98H259ZM258 99V100H259ZM262 99V98H261ZM260 99V100H261ZM69 100H70V97H69ZM74 100H76V99H74ZM132 100V99H131ZM187 100L189 101V98H187ZM204 99L202 98V100L201 101H203ZM259 100V101H260ZM263 100H264V98H263ZM5 101V100H4ZM95 101V100H94ZM137 101H139L138 100V98H137ZM142 101H143V99H142ZM141 101V102H142ZM176 101V100H175ZM180 101V100H179ZM194 101V100H193ZM197 101V100H196ZM212 101V100H211ZM213 101H214V99H213ZM213 101H212V103H213ZM221 101V100H220ZM1 102V101H0ZM13 102V101H12ZM71 102H73V101H71ZM103 102H105V101H103ZM106 102H107V100H106ZM105 102V103H106ZM134 102H136V100L134 101ZM140 102V101H139ZM149 102V101H148ZM154 102V101H153ZM168 102V101H167ZM173 102L174 101H172V105H173V107H175V104H177V102L175 103L174 102V104H173ZM195 102V101H194ZM205 102V101H204ZM207 102V101H206ZM218 102V101H217ZM262 102V101H261ZM84 103V102H83ZM98 103H99V101H98ZM104 103V104H105ZM145 103H147V102H145ZM155 103V102H154ZM158 103V102H157ZM170 103V101L168 102V104ZM196 103V102H195ZM199 103V100L197 101V103L196 104H198ZM23 104V103H22ZM69 104H71V103H69ZM78 104H80L79 102H78ZM77 104V105H78ZM82 104V103H81ZM95 104V103H94ZM128 104V103H127ZM142 104V103H141ZM144 104V103H143ZM167 104V103H166ZM165 104V105H166ZM205 103H203L202 102V105H204ZM207 104V103H206ZM208 104H209V102H208ZM219 104V103H218ZM262 104H264V103H262ZM93 105V104H92ZM91 105V106H92ZM98 105V104H97ZM100 106H104V105H102V102H100V104H99ZM139 105V104H138ZM156 105V104H155ZM209 105H211V104H209ZM259 105H260V103H259ZM259 105H257L256 106V108L255 109H257L258 110V108H259ZM68 106H70V105H68ZM82 106V105H81ZM140 106V105H139ZM139 106H135V107H139ZM143 106H145V105H143ZM147 106V105H146ZM168 106V105H167ZM195 106V105H194ZM193 106V107H194ZM197 106V105H196ZM195 106V107H196ZM200 105H198V107H199ZM218 106V105H217ZM111 107V108H112ZM127 107V106H126ZM141 107V106H140ZM214 107H215V105H214ZM71 108V107H70ZM82 108V107H81ZM84 108V107H83ZM89 108H90V106H89ZM99 108V107H98ZM106 108H107V106H106ZM129 108V107H128ZM132 108V107H131ZM164 109H162V110H165V106L163 107ZM168 108H169V106L167 107V109L166 110H168ZM172 108V107H171ZM197 108V107H196ZM205 108V107H204ZM207 108V107H206ZM217 108V107H216ZM253 108V107H252ZM261 108V107H260ZM263 108V107H262ZM87 109V108H86ZM92 109V108H91ZM102 109V108H101ZM140 109V108H139ZM142 109V108H141ZM146 109H147V107H146ZM160 109V108H159ZM174 109V108H173ZM172 109V110H173ZM195 109V108H194ZM194 109H192V110H194ZM200 109V108H199ZM208 109V108H207ZM44 110H46V109H44ZM58 110V109H57ZM72 110V109H71ZM74 110V109H73ZM81 110V109H80ZM111 110V109H110ZM143 110V109H142ZM170 110V109H169ZM171 110V111H172ZM178 110V109H177ZM198 110V109H197ZM200 110H204V109H200ZM200 110H199V112H200ZM209 110V112H211ZM264 110V109H263ZM11 111V110H10ZM66 111V110H65ZM70 111V110H69ZM84 111V110H83ZM85 111H87V110H85ZM92 111V110H91ZM96 111V110H95ZM97 111H99L98 109H97ZM105 111V110H104ZM134 111V110H133ZM179 111V110H178ZM205 111V110H204ZM250 111V110H249ZM260 111H261V113H262V109H259V113H260ZM68 112V111H67ZM66 112V113H67ZM71 112V111H70ZM76 112V111H75ZM92 112H94V108H93V111ZM103 112V111H102ZM137 112V111H136ZM142 113H144V111H141ZM167 112V115L166 116H168V112L169 111H166ZM255 111H253L252 113H254ZM47 113V112H46ZM46 113H44V114H46ZM65 113V114H66ZM69 113V112H68ZM73 114H74V112H72ZM80 112H78V114H79ZM83 113V112H82ZM173 113V112H172ZM187 113V112H186ZM198 113V112H197ZM196 112L194 113L195 115H198ZM206 113V112H205ZM259 113H257V115L259 114ZM48 114V113H47ZM77 114V115H78ZM99 114H102V113H100L99 112ZM111 114H112V112H111ZM146 114V113H145ZM153 115V117H154V113H152ZM157 114H161V115H163V112H159V113H157ZM206 114H208V112L206 113ZM221 114H223V115H221ZM247 114V113H246ZM262 114H264V113H262ZM69 115V114H68ZM92 114H90V111L89 112H87V114L86 115H84V117H83V115H80L79 114V116H81V117H83V119L82 118H80V117H78V118H76V119H82L81 120V122L80 123H78V125L79 126H77V127H79L78 129H76V130H79V135H77L75 138H79V137H81V138H85L86 139V137H85V135L87 136L88 134H87V132H90L89 131V129H90V125H91V123L93 122L92 121V116H91ZM94 115V114H93ZM144 115V114H143ZM161 115H159V117L161 116ZM189 115V114H188ZM191 115V114H190ZM204 115V114H203ZM203 115L202 116H199L198 115V117H203ZM210 115V114H209ZM248 115V114H247ZM253 115V114H252ZM260 115V114H259ZM43 116V115H42ZM41 116V117H42ZM63 116H65V115H63ZM62 116V117H63ZM70 116V115H69ZM73 116H75V115H73ZM96 116V115H95ZM135 116H137V117H139L138 115H135ZM140 116H142V115H140ZM147 116V115H146ZM150 116H151V114H150ZM165 118H166V116H165V114L163 115ZM171 116H172V114H171ZM171 116H169V117H171ZM186 116V115H185ZM212 116V115H211ZM249 116V115H248ZM251 116V115H250ZM34 117V116H33ZM46 117V115L45 116H43L42 118H45ZM48 117H50V116H48ZM60 117V116H59ZM66 117V116H65ZM98 117V116H97ZM99 117H100V115H99ZM145 117V116H144ZM143 117V118H144ZM148 117V116H147ZM153 117H152V119H153ZM155 117H156V114H155ZM162 117V116H161ZM168 117V118H169ZM188 117V116H187ZM197 117V116H196ZM257 117V116H256ZM256 117H254V119L256 118ZM261 117H263L262 115H261ZM4 118V117H3ZM74 117H72V120H74L75 119ZM96 118V117H95ZM140 118H142V117H140ZM150 118V117H149ZM157 118V117H156ZM206 118V117H205ZM209 118V117H208ZM46 119V118H45ZM51 119V118H50ZM66 119H68V118H66ZM70 119V120H69ZM69 121H72L71 120V118L69 117ZM94 119V118H93ZM151 119V118H150ZM152 119H151V121H152ZM172 119H173V117H172ZM175 119H177V118H175ZM190 119V118H189ZM191 119H192V117H191ZM204 119V118H203ZM257 119L258 120H262V119H259L258 117H257ZM64 121H65V119H63ZM67 120V121H68ZM97 120H100V119H94V122L95 121H97ZM159 120H160V118H159ZM162 120H164V118L162 119ZM161 120V121H162ZM166 120V119H165ZM41 121V120H40ZM49 121V120H48ZM48 121H46L47 123H49ZM68 121V122H69ZM76 121V120H75ZM103 121H104V119H103ZM144 121H145V118H144ZM149 121V120H148ZM150 121V122H151ZM156 121H157V119H156ZM160 121V122H161ZM167 121V120H166ZM174 121V120H173ZM188 121V120H187ZM251 121V123H252V119L250 120ZM250 121L248 122V123H250ZM43 122V121H42ZM41 122V123H42ZM66 122V121H65ZM105 122V121H104ZM103 122V123H104ZM106 122H108V121H106ZM159 122V121H158ZM157 122V123H158ZM159 122V123H160ZM169 122H170V120H169ZM192 122H193V120H192ZM256 122V121H255ZM40 123V124H41ZM58 123H60V121L58 120ZM71 123H74V121L73 122H70L69 124H71ZM126 123H128L130 126H131V124H134V126H133V128L132 129H129L128 127V129H126V130H128V131H126V130H124L123 128L125 127L124 126V124L126 125ZM156 123V124H157ZM168 123V122H167ZM171 123V122H170ZM179 124H180V122H178ZM183 123V122H182ZM187 123V122H186ZM254 123V122H253ZM257 123V122H256ZM256 123H255V125H256ZM4 124V123H3ZM67 124V123H66ZM69 124H68V126H69ZM75 124H76V122H75ZM75 124L73 125V126H75ZM93 124V123H92ZM97 123H95V124H93V125H96ZM101 123H99V125H100ZM153 124H154V122H153ZM169 124V123H168ZM188 124V123H187ZM187 124H186V126H187ZM44 124H42V126H43ZM48 125H51V124H47V126ZM54 125V124H53ZM157 125H159V124H157ZM172 125V124H171ZM174 125V124H173ZM178 125V124H177ZM185 125V124H184ZM183 125V126H184ZM190 126L192 125V124H189ZM47 126H45V129L43 130V131H41V132H39L40 134H42V136L41 137H39V138H41V140H40V149H41V151H40V156L38 157V166H39V169L43 172V174H44V177L46 178V177H48V165H49V154L50 153H53L52 152V150H51V148L52 147H55V145H58L62 140H60L59 138H58V136L59 135H57V140L56 141H54L53 139H55V136H53V134H51V133H49L48 132V129H46V127ZM52 126V125H51ZM59 126H60V124H59ZM68 126L66 125V129H68ZM71 126V125H70ZM105 126V125H104ZM129 126V127H130ZM145 126H147V125H145ZM151 126H153L152 124H151ZM161 124H160V130H161ZM164 126V125H163ZM194 126V125H193ZM41 127V126H40ZM44 127V126H43ZM58 127V126H57ZM72 127V126H71ZM70 127V128H71ZM150 127V126H149ZM153 127H155V124H154V126ZM158 127V126H157ZM169 127H170V125H169ZM176 127V126H175ZM50 128V127H49ZM58 128H60V127H58ZM92 128H94L93 126H92ZM92 128H91V130H92ZM96 128H99L98 127V125H96ZM151 128V127H150ZM164 128V127H163ZM171 128V127H170ZM178 128V127H177ZM251 128V127H250ZM42 129V128H41ZM50 129H52V128H50ZM72 129V128H71ZM147 129H149V128H147ZM158 129V130H159ZM54 130V129H53ZM59 130V129H58ZM152 131L150 132V133H154L155 131L153 130V129H151ZM167 130V129H166ZM169 130V129H168ZM167 130V131H168ZM173 130H174V128H173ZM73 131H74V129H73ZM150 131V130H149ZM164 132H165V129L163 130ZM181 131V130H180ZM71 132V131H70ZM95 132V131H94ZM185 132V131H184ZM189 132H192V131H189ZM27 133V132H26ZM54 133V132H53ZM58 133V132H57ZM65 133V132H64ZM74 134V132H71L70 133V135L71 134ZM90 133H92V132H90ZM90 133H89V135H88V137L89 136H91L90 135ZM156 133V132H155ZM157 133H158V131H157ZM156 133V134H157ZM188 133V132H187ZM28 134H29V132H28ZM93 134V133H92ZM95 134H96V132H95ZM159 134H161V133H159ZM163 134H166V133H163ZM171 133H169V135H170ZM181 134H182V132H181ZM189 134H191V133H189ZM193 134V133H192ZM195 134V133H194ZM259 134V133H258ZM258 134H257V136H255V137H252V139L250 140V142H248V147L249 148H247V153L245 154V156H248L249 155V152H250V150L251 149H253V147H257L258 145H260V143H259V136H258ZM260 134H262V132L260 133ZM23 135V134H22ZM51 135V136H50ZM62 134H60V136H61ZM67 135H68V133H67ZM98 135V134H97ZM172 135V134H171ZM179 135V134H178ZM184 135V134H183ZM6 136V135H5ZM13 136V135H12ZM64 136H66L65 134H64ZM95 136V135H94ZM147 136V138H149ZM24 137V136H23ZM28 137V136H27ZM67 137L68 136H66V139H67ZM87 137V138H88ZM172 137V136H171ZM187 137V136H186ZM188 137H190V136H188ZM213 137V136H212ZM25 138V137H24ZM30 138V137H29ZM62 138V137H61ZM71 138V137H70ZM73 138V137H72ZM92 138V137H91ZM149 138V139H150ZM154 138H155V134H154ZM216 138V137H215ZM214 138V139H215ZM58 139H59V141H58ZM64 139V138H63ZM97 139V138H96ZM145 139V140H144ZM148 139V140H149ZM186 138H184L183 139V141L185 140ZM188 139H190L191 140V138H188ZM28 140V139H27ZM26 140V141H27ZM65 140V139H64ZM69 140V138L67 139V141ZM76 140V139H75ZM79 140H81L80 138H79ZM87 140V139H86ZM86 140H84V141H86ZM127 140H131L130 142V144H131V148H130V151H133L134 152V154H136V159L134 160V164L133 165H135L136 164V166L137 167H139L138 166V164H140L141 162H144L143 164H145L144 166H142L141 167V169L140 168H138V169H140L141 171H143V177H141L142 178V182L139 184V183H137V184H134V185H132V186H126L125 188H118V187H120L119 186V184H117V178L119 177V176H116V174L115 175H112V171L111 172H109V173H111L110 175H112V176H108L109 175V173H108V175L106 174V171H105V169H104V166H105V164L106 163H104V161H105V156L107 155V154H105V153H103V150H104V148H103V146H104V144H105V146H107V148H105V149H108V152H109V154L111 155V154H113L114 156L116 155V150L121 146V144H123V142L124 141H127ZM166 140H168V141H166ZM52 141V142H51ZM74 141V140H73ZM129 141H128V146H129ZM186 141V140H185ZM194 141H196V140H194ZM64 142H65V144H66V141H63V144H64ZM69 142H71V141H69ZM82 142V141H81ZM96 142H98L97 140H96ZM148 142V141H147ZM147 142H145V144L147 143ZM192 142V141H191ZM230 142V141H229ZM78 143V142H77ZM76 143V144H77ZM84 143V142H83ZM149 143V142H148ZM205 143H207V142H205ZM208 143H210L209 141H208ZM224 143V142H223ZM263 143V142H262ZM30 144V143H29ZM74 144V143H73ZM85 144H87V143H84V146H85ZM89 144V143H88ZM187 144V143H186ZM185 144V145H186ZM234 144V143H233ZM60 145V144H59ZM91 145V144H90ZM94 146L95 145H97L98 146V144H93ZM188 145H190V144H188ZM192 145V144H191ZM206 145V144H205ZM235 145H236V147H238L239 145H240V143H236L235 142ZM31 146V145H30ZM71 146H73L72 144H71ZM77 147L79 146V144L78 145H76ZM83 146V145H82ZM81 145H80V147H82ZM97 146H96V148H97ZM126 146H127V144H126ZM125 146V148H127V150L129 149L128 148V146L126 147ZM187 146V145H186ZM185 146V147H186ZM212 146V145H211ZM34 147V146H33ZM59 147V146H58ZM61 147V146H60ZM62 147H63V145H62ZM66 147V146H65ZM64 147V148H65ZM68 147H70L69 145H68ZM77 147H75L76 148V150H77ZM87 146H85V148H86ZM91 147V146H90ZM130 147V146H129ZM204 147V146H203ZM202 147V148H203ZM262 147H263V145H262ZM20 148V147H19ZM79 148V147H78ZM95 148V149H96ZM102 148H103V150H102ZM124 147H122L121 149H123ZM124 148V149H125ZM233 148V147H232ZM245 148V147H244ZM30 149V148H29ZM39 149V150H40ZM63 148H61V150H62ZM70 149V148H69ZM92 149V148H91ZM120 149V148H119ZM205 149V148H204ZM209 149V148H208ZM239 149V148H238ZM259 149V148H258ZM60 150V151H61ZM90 150V149H89ZM127 150H125L126 152H127ZM186 150H188V149H186ZM212 150V149H211ZM214 150V149H213ZM255 150V149H254ZM64 151H66V149L64 150ZM80 151V150H79ZM86 151V150H85ZM184 151H185V149H184ZM229 151H230V149H229ZM232 151V150H231ZM261 151V150H260ZM69 151L67 150V153H68ZM71 152H72V150H71ZM82 152H83V150H82ZM82 152L80 153V154H82ZM105 152V151H104ZM118 152H120V150L118 151ZM122 152H124L123 150H122ZM199 152V151H198ZM201 152V151H200ZM213 152V151H212ZM211 152V153H212ZM236 152V151H235ZM63 153V152H62ZM75 153H76V151H75ZM79 153V152H78ZM94 153H96L95 151H94ZM128 153V152H127ZM229 153V152H228ZM261 153V152H260ZM66 154V153H65ZM71 153H69V155H70ZM86 154H88L87 152H86ZM89 154H90V152H89ZM88 154V155H89ZM119 153H117V156H121V155H118ZM121 154V153H120ZM123 154V153H122ZM129 154H131V153H129ZM201 154V153H200ZM203 154H205V153H203ZM262 154V153H261ZM261 154H259L260 156H261ZM33 155H35L33 152H31V151H29L28 153H27V155L25 156L26 158H25V161H31L32 160V156ZM53 155V154H52ZM74 154H73V152H72V156H73ZM79 155V154H78ZM87 155V156H88ZM93 155V154H92ZM109 155V156H110ZM125 157H126V154H123ZM131 155H133V153L131 154ZM264 155V154H263ZM54 156V155H53ZM82 156V155H81ZM80 156V157H81ZM95 155H93V157H94ZM123 156V157H124ZM191 156H193V155H191ZM208 158H209V156H208V153H207V155H206ZM259 156V157H260ZM51 157V156H50ZM55 157V156H54ZM69 157V156H68ZM76 157V155L71 159V160H73L74 158ZM79 157V156H78ZM82 157H84V156H82ZM81 157V158H82ZM111 157V156H110ZM107 158L108 160H111V158ZM190 157V156H189ZM204 157V156H203ZM220 157V156H219ZM239 157V159L240 160H243V156H238ZM65 158H67V157H65ZM87 158V157H86ZM128 158V157H127ZM132 157H130V159H131ZM191 158V157H190ZM75 159H77V158H75ZM88 159H90V157L88 158ZM116 159H117V157H116ZM125 159V158H124ZM123 159V160H124ZM133 159H134V157H133ZM205 159V158H204ZM226 159V158H225ZM58 160V159H57ZM56 160V161H57ZM79 160H80V158H79ZM93 160V158L91 159V161ZM115 160V159H114ZM114 160H112L113 162H114ZM121 160H122V157L120 158V164H121ZM58 161H60V160H58ZM81 161V160H80ZM107 161V160H106ZM111 161V162H112ZM117 161V160H116ZM127 161H129V160H126V161H124V162H126V164H127ZM131 161V160H130ZM176 162L177 163V166L176 167H174V166H169V164L171 163V162ZM22 162V161H21ZM63 162V161H62ZM77 162V165H78V160L76 161ZM87 162V161H86ZM195 162V161H194ZM237 162H239V161H237ZM254 163V159H252V158H249V163ZM30 163V162H29ZM68 163V162H67ZM81 163H83V162H81ZM91 163H93V161L91 162ZM108 163V162H107ZM109 163H110V161H109ZM108 163V164H109ZM116 163H118V162H116ZM257 163V162H256ZM31 164V163H30ZM61 164H64V163H61ZM61 164H60V167H61ZM76 164V163H75ZM114 164V163H113ZM142 164V163H141ZM142 164V165H143ZM200 164V163H199ZM204 164V163H203ZM226 164V163H225ZM65 165V164H64ZM80 165V164H79ZM82 165H84V164H82ZM85 165H87V164H85ZM111 165V164H110ZM122 165H124L123 163H122ZM121 165V166H122ZM133 165H132V167H133ZM249 165V164H248ZM70 166V165H69ZM72 166V165H71ZM70 166V167H71ZM76 166V165H75ZM109 166V165H108ZM131 166V165H130ZM210 166V165H209ZM225 166V165H224ZM90 167H91V165H90ZM89 167V169H91L92 170V168H90ZM115 168H117L116 166H114ZM135 167V166H134ZM77 168V167H76ZM80 168H82V167H79V169ZM88 168V167H87ZM109 168V167H108ZM111 168V167H110ZM114 168V169H115ZM124 168V167H123ZM208 168V167H207ZM206 168V169H207ZM225 168V167H224ZM251 168H253L252 166L250 167V166H247L246 164L243 166V174H242V177H241V181H240V183H239V187H237V188H239V189H237V190H239V192L241 193V195L242 194H244V195H248V199H247V202H246V204H245V208L243 209V217H241L242 219L238 222V224H237V222H236V224L238 225V226H236V227H239L240 228V230L242 231V232H244V233H241L242 234V240H243V242L245 243V245H246V247H245V250H244V253L245 254H243V257H241V259H240V261H238V262H240V264H258L259 262H263L264 263V253L262 254V255H260L259 256V254H260V252H259V249H261L263 246H264V216L263 217H261V218H258V213H259V209H260V207H261V205L262 204H264V179H263V181H261V183L259 184V186H257L255 189H252V187H253V185H252V183H251V181H250V177L247 175V173H249L250 172V170H251ZM88 169V170H89ZM93 169H94V167H93ZM113 169V170H114ZM120 169V168H119ZM128 169V168H127ZM137 169V168H136ZM74 170H75V168H74ZM74 170H72L73 172H74ZM132 169H130L129 170V172L131 171ZM133 170H135L134 168H133ZM186 170V169H185ZM209 170V169H208ZM217 170H218V168H217ZM69 171H71V170H69ZM68 171V172H69ZM71 171V172H72ZM77 171H79V170H77ZM83 173H84V171H83V169L81 170ZM95 171V170H94ZM93 171V172H94ZM105 171V172H104ZM109 171H110V169H109ZM122 171V170H121ZM141 171H139V173L141 172ZM187 171V170H186ZM210 171V170H209ZM86 172V171H85ZM114 172V171H113ZM117 172V171H116ZM135 172V171H134ZM133 172V173H134ZM211 172V171H210ZM222 172V168H220V170H219V173H218V176H219V174ZM115 173V172H114ZM113 173V174H114ZM120 173H122V172H120ZM120 173H118V174H120ZM125 173V172H124ZM126 173H128V171L126 172ZM131 173L132 172H130V175H131ZM138 173V172H137ZM136 173V175H138ZM199 173H200V171H199ZM75 174V173H74ZM73 174V175H74ZM79 174V173H78ZM80 174H81V172H80ZM85 174V173H84ZM93 174V173H92ZM117 174V175H118ZM196 174H197V172H196ZM207 174V173H206ZM212 174V173H211ZM68 175V174H67ZM72 175V176H73ZM121 175V174H120ZM134 175V174H133ZM193 175V174H192ZM191 175V176H192ZM205 175V174H204ZM255 175V174H254ZM57 176V175H56ZM79 176V175H78ZM78 176H76L77 178H79L80 179V177H81V175H80V177H78ZM88 176V175H87ZM93 176V175H92ZM99 176V175H98ZM123 176V175H122ZM121 176V177H122ZM124 176H125V174H124ZM129 176V175H128ZM127 176V177H128ZM197 176V175H196ZM201 176V175H200ZM199 176V177H200ZM217 176V177H218ZM70 177V176H69ZM76 177H73V178H75L76 179ZM83 177V176H82ZM82 177H81V179H82ZM97 177V176H96ZM105 177V178H104ZM185 177V176H184ZM205 177V176H204ZM212 177V176H211ZM84 178H85V176H84ZM89 178H90V176H89ZM104 178V179H103ZM124 178V177H123ZM122 178V179H123ZM129 178V177H128ZM130 178H132V177H130ZM210 178V177H209ZM257 178H258V176H257ZM75 179H74V182L76 183V181H79V179L78 180H76L75 181ZM86 179H88V178H86ZM95 179V178H94ZM121 179V180H122ZM136 179V178H135ZM138 179V178H137ZM202 179V178H201ZM214 179V178H213ZM119 180V179H118ZM133 180H134V178H133ZM185 180V179H184ZM188 180V179H187ZM259 180V179H258ZM71 181H72V179H71ZM83 181H85V182H87L85 179L83 180ZM94 181V180H93ZM96 181V180H95ZM136 181V180H135ZM138 181V180H137ZM188 181H190V180H188ZM195 181H197V180H195ZM221 181V180H220ZM89 182V181H88ZM87 182V183H88ZM119 182H120V180H119ZM183 182V181H182ZM191 182V181H190ZM210 182V181H209ZM208 182V183H209ZM238 182V181H237ZM47 183V182H46ZM70 183V182H69ZM86 183V184H87ZM60 184H61V182H60ZM65 184V183H64ZM63 184V185H64ZM74 184V183H73ZM73 184H71V185H73ZM82 183L80 182V185H81ZM51 185V184H50ZM68 185V184H67ZM77 186L79 185V183H77L76 184ZM75 185V186H76ZM79 185V186H80ZM84 185V184H83ZM70 185H68V187H69ZM74 186V185H73ZM125 186V185H124ZM179 186V185H178ZM202 186V185H201ZM66 187V186H65ZM64 187V188H65ZM72 186H70V188L69 189H73L74 187H72ZM81 187V186H80ZM80 187H78V188H80ZM203 187V186H202ZM206 187V186H205ZM217 187H219V186H217ZM77 188V189H78ZM83 188V187H82ZM181 187H179V189H180ZM190 188V187H189ZM210 188V187H209ZM69 189H68V191H69ZM81 189V188H80ZM178 189V188H177ZM88 190V189H87ZM175 190V189H174ZM39 191V190H38ZM64 191H66V190H64ZM74 192L75 190L73 189V190H71V192ZM80 191V190H79ZM79 191H77L78 193H79ZM182 191V190H181ZM34 192V191H33ZM50 192H52L51 190H50V188H49V183L48 184H45V186L42 188V190H41V195H40V193L39 192H36V194L37 193H39V195H40V204H42V205H40L41 207H42V210H43V215H42V218L41 219H39V220H35V221H30V222H28L27 223V221H26V225L25 224H23V225H25V226H23V230H22V232H21V236H24V237H26V238H29L35 231H37V229H41V231H42V233H41V235H40V241L36 244L37 245V247H35L36 248V252L34 253V255H37V254H39L40 255V257H41V260L43 261V262H45V263H47V261H48V259H49V257L51 256V254H52V256H53V254L55 253H52L51 251H53V250H51L50 251V248L52 247V248H54L53 247V245L52 246H50L49 247V243L52 241V240H54L55 239V237H54V239H51V241H50V236H49V223L48 222H50V221H48V212H49V205H51V201L53 202V201H55L54 199H52V198H54V197H52L51 199L52 200H50V202H49V199H50V197H51V193ZM58 192V191H57ZM72 192V193H73ZM174 192V191H173ZM176 192V191H175ZM184 192V191H183ZM194 192V191H193ZM239 192H238V194H239ZM54 193V192H53ZM66 194H64V195H67V192H65ZM148 193H152V194H154V197H153V200H148L147 201V196L149 195ZM27 194V193H26ZM32 194V193H31ZM57 194V193H56ZM69 195H70V193H68ZM74 194H76V192H74L73 193V195ZM87 194V193H86ZM206 194V193H205ZM210 194V193H209ZM7 195V194H6ZM34 195V194H33ZM63 195V196H64ZM68 195V196H69ZM83 195H84V193H83ZM176 195V194H175ZM182 195V194H181ZM202 195V194H201ZM200 195V196H201ZM70 196H72V194L70 195ZM69 196V197H70ZM78 196H79V194H78ZM173 196H174V194H173ZM209 196V195H208ZM37 197H38V195H37ZM37 197H36V200H37V202H38V199H37ZM68 197V198H69ZM124 197H129V199L127 198V199H124L123 201H130L131 202V200L132 201H139L140 202V200H144V198H145V200H144V202H143V204L139 207V209L138 210H132V208L130 209V208H127V209H121V210H119L118 209V211H116V209H114L113 208V210H115L114 212L112 211V213H110V211L112 210V205H113V203L114 202H116V201H118L119 199H121V198H124ZM177 197V196H176ZM187 197V196H186ZM217 197V196H216ZM55 198H57V196L55 197ZM68 198H65V199H68ZM80 198V196L78 197V199ZM33 199V198H32ZM187 199V198H186ZM69 200V199H68ZM72 200V199H71ZM80 200H81V198H80ZM122 200V199H121ZM121 200H120V202H121ZM142 200V201H143ZM196 200V199H195ZM67 201V200H66ZM79 201V200H78ZM77 202V201H76ZM79 202H82V201H79ZM89 202V203H88ZM173 202V201H172ZM242 202H244V200L242 201ZM50 203V204H49ZM65 203V200H64V202L63 203H61V204H64ZM84 203V202H83ZM116 203H118V202H116ZM123 203V202H122ZM133 203V202H132ZM136 203V202H135ZM174 203V202H173ZM36 204V203H35ZM38 205H39V203H37ZM67 204V203H66ZM81 204V203H80ZM85 204V205H86ZM115 204V203H114ZM136 204H139V203H136ZM174 204H176V202L174 203ZM54 205H56V204H54ZM84 205V206H85ZM116 205V204H115ZM126 205V204H125ZM133 205V204H132ZM140 205V204H139ZM223 205V204H222ZM240 205V204H239ZM39 206V207H40ZM131 206V205H130ZM135 206V205H134ZM138 206V205H137ZM175 207H176V205H174ZM205 206H206V204H205ZM119 207V206H118ZM125 207V206H124ZM172 207H173V205H172ZM217 207V206H216ZM36 208V207H35ZM51 208H53L52 206H51ZM102 208H104V209H102ZM134 208V207H133ZM171 208V207H170ZM174 208V207H173ZM101 209V211H99ZM137 209V208H136ZM167 209H169V206H168V208ZM167 209H165V210H167ZM37 210H38V208H37ZM42 210H41V212H42ZM55 210V209H54ZM236 210H237V208H236ZM61 211V210H60ZM51 212H53V210L51 211ZM62 212H61V215H62ZM170 212V211H169ZM173 212V211H172ZM200 212V211H199ZM213 212V211H212ZM34 213V212H33ZM54 214H55V212H53ZM168 212H166L165 214H167ZM171 213V212H170ZM19 214V213H18ZM59 214V213H58ZM164 214V215H165ZM174 214V213H173ZM238 214V213H237ZM263 214V213H262ZM52 215V214H51ZM162 215V214H161ZM170 215V214H169ZM19 216V215H18ZM38 216V215H37ZM58 216V215H57ZM213 216V215H212ZM62 217H63V215H62ZM157 217V216H156ZM158 217H160V216H158ZM165 217V216H164ZM34 218V217H33ZM37 218V217H36ZM40 218V217H39ZM59 218V217H58ZM61 218V217H60ZM221 218V217H220ZM230 218V217H229ZM232 218V217H231ZM237 218V217H236ZM14 219H15V213H11L10 214V220L11 221H14ZM17 219V218H16ZM27 219V218H26ZM56 219V218H55ZM155 219V218H154ZM158 219V218H157ZM203 219H206V218H203ZM25 220V219H24ZM29 220H31V219H29ZM51 220V219H50ZM60 220H62V219H60ZM64 220V219H63ZM153 220V219H152ZM163 220V219H162ZM161 220V221H162ZM165 220V219H164ZM210 220V219H209ZM208 220V221H209ZM236 220V219H235ZM74 221V223H75V221L76 220H73ZM151 221V220H150ZM149 221V222H150ZM53 222V221H52ZM56 222V221H55ZM57 222H58V220H57ZM70 222V223H69ZM149 222L147 223V224H149ZM159 222V221H158ZM163 222V221H162ZM202 222V221H201ZM205 222V221H204ZM226 222H227V220H226ZM231 222V221H230ZM12 223V222H11ZM62 222L60 221V224H61ZM77 223V224H78ZM146 223V222H145ZM153 223H154V221L151 223V225H153ZM191 223V222H190ZM199 223V222H198ZM13 224V223H12ZM144 224V223H143ZM142 224V225H143ZM147 224H146V226H147ZM202 224H203V222H202ZM226 224V223H225ZM222 225L221 227H220V229L216 232V234L214 235V242H215V244H219L221 241H224V231H225V228L227 227L226 225ZM235 224V225H236ZM9 225V224H8ZM80 225V224H79ZM150 225V224H149ZM148 225V226H149ZM227 225H229V223L227 224ZM18 226H20V225H18ZM71 226V225H70ZM72 226H73V222H72ZM77 226V225H76ZM203 226V225H202ZM53 227V226H52ZM56 227V226H55ZM54 227V228H55ZM58 227H59V225H58ZM79 227V226H78ZM77 227V228H78ZM140 227V226H139ZM151 227V226H150ZM211 227H212V225H211ZM76 228V227H75ZM190 228V227H189ZM197 228V227H196ZM52 229V228H51ZM66 229V228H65ZM68 229V228H67ZM66 229V232L68 231ZM72 229V228H71ZM74 229V228H73ZM152 228H150V229H147V230H151ZM69 230H70V227H69ZM139 230V229H138ZM138 230H137V232H138ZM146 230V231H147ZM230 230V229H229ZM11 231V230H10ZM17 231V230H16ZM57 231H58V229H57ZM61 231H64L65 232V230H61ZM77 231V230H76ZM112 231V233H114ZM139 231H141V230H139ZM201 231V230H200ZM236 231V230H235ZM51 232H53V231H51ZM60 232V231H59ZM63 232V233H64ZM86 232H84V233H86ZM109 232H111V231H109ZM143 232V231H142ZM142 232H140V233H142ZM209 232V231H208ZM227 231H225V233H226ZM238 232V231H237ZM17 233V232H16ZM36 233V232H35ZM61 233V232H60ZM139 233V234H140ZM146 233V232H145ZM186 233V232H185ZM190 233V232H189ZM40 234V233H39ZM70 234V233H69ZM74 235H76L75 233H73ZM101 234H104V233H101ZM109 234V233H108ZM131 234V233H130ZM137 234V233H136ZM138 234V235H139ZM191 234H192V232H191ZM53 234H51V236H52ZM65 235V234H64ZM64 235H63V237H64ZM82 235V234H81ZM84 235V234H83ZM105 235V234H104ZM118 235V234H117ZM120 235V234H119ZM118 235V236H119ZM121 235H123V234H121ZM133 235H135L134 233H133ZM132 235V237H133V239H136V237H134ZM141 235V234H140ZM210 235V234H209ZM37 236V235H36ZM54 236H56V235H54ZM71 236H72V234H71ZM79 236V235H78ZM77 236V237H78ZM90 236V235H89ZM103 236V235H102ZM110 236V235H109ZM112 236V235H111ZM114 236V235H113ZM113 236H112V238H113ZM131 236V235H130ZM143 236H144V234H143ZM200 236H202V235H200ZM35 237V236H34ZM53 237V236H52ZM60 237H62V235L60 236ZM60 237H59V240H60ZM66 237H68L67 238V240L69 239V235L68 236H66ZM74 237V236H73ZM91 238H92V236H90ZM105 237H107V236H105ZM105 237H101V238H104L105 239ZM147 237H148V235H147ZM188 237V236H187ZM239 237V236H238ZM20 238V237H19ZM22 238V237H21ZM57 238H58V236H57ZM91 238H89V239H91ZM112 238H109V239H112ZM123 238H124V236H123ZM125 238H127V237H125ZM141 238H142V236H141ZM204 238V237H203ZM230 238V237H229ZM13 239V238H12ZM64 239V241H66V238H63ZM70 239H72L71 237H70ZM69 239V240H70ZM97 239V237L95 238V240ZM100 239V238H99ZM98 239V240H99ZM114 239H115V236H114ZM144 239H145V237H144ZM208 239V238H207ZM57 240V239H56ZM62 240V239H61ZM83 240H84V238H83ZM88 240V239H87ZM92 240V239H91ZM97 240V241H98ZM101 240V239H100ZM99 240V241H100ZM106 240V239H105ZM108 240V239H107ZM115 240H117V239H115ZM63 241V240H62ZM86 241V240H85ZM113 241V240H112ZM112 241H110L111 243H112ZM120 241V240H119ZM118 240L116 241V242H119ZM128 241V240H127ZM130 241V240H129ZM182 241H184V239H182ZM190 241V240H189ZM200 241V240H199ZM198 241V242H199ZM236 241L238 242L239 240H237L236 239ZM15 242V241H14ZM21 242H22V240H21ZM53 242V241H52ZM57 243H58V241H56ZM55 242V243H56ZM87 242V241H86ZM88 242H90V241H88ZM87 242V243H88ZM100 242H102V241H100ZM106 242H108V241H106ZM109 242V243H110ZM135 242H137V241H135ZM228 242H230L229 240H228ZM236 242V243H237ZM60 243V242H59ZM77 243V242H76ZM83 243H85V242H82L81 244H83ZM87 243L85 244V245H87ZM96 243V242H95ZM94 243V244H95ZM103 243H104V240H103ZM102 243V244H103ZM108 243V244H109ZM113 243H115V241L113 242ZM121 243H125V245L123 246V247H115V249L113 250V253L110 255V256H108V254H107V252H109V251H107L106 252V255L107 256H105V257H110V258H112L113 259V257H114V259H115V257L116 256H118V258H120L121 260H125V261H123V263H126V261L127 260H131V262H130V264H138V258L136 257V258H133V259H130V256H129V254H130V252L129 251H127L126 249L124 250L123 248H125V247H127L128 245H126V242H125V240L122 242V239H121ZM52 244V243H51ZM135 244V243H134ZM56 245V244H55ZM79 245V244H78ZM84 245V244H83ZM118 245V244H117ZM116 245V246H117ZM130 245V244H129ZM188 245V244H187ZM201 245V244H200ZM119 246V245H118ZM131 246V245H130ZM133 246V245H132ZM131 246V247H132ZM137 246H138V243H137ZM195 246V245H194ZM240 246V245H239ZM238 246V247H239ZM34 247V246H33ZM60 247H63V246H59L58 248H59V250L61 249ZM67 247V246H66ZM78 247V246H77ZM79 247H81V246H79ZM79 247H78V249H79ZM87 247V246H86ZM88 247H90V246H88ZM109 247H110V245H109ZM108 247V248H109ZM114 247V246H113ZM112 247V248H113ZM129 247V246H128ZM140 247H142V246H140ZM139 247V248H140ZM189 246H187V248H188ZM191 247V246H190ZM201 247V246H200ZM206 247V246H205ZM211 247V246H210ZM209 247V248H210ZM230 247V246H229ZM57 248V247H56ZM57 248V249H58ZM85 248V247H84ZM103 248H104V246H103ZM107 248V249H108ZM133 248H134V246H133ZM231 248V247H230ZM240 248V247H239ZM33 249V248H32ZM94 249H96V248H94ZM131 249V248H130ZM143 249V248H142ZM190 249V248H189ZM193 249H194V247H193ZM197 249V248H196ZM199 249V248H198ZM34 250V249H33ZM63 250V249H62ZM71 250V249H70ZM75 249H73L72 251H74ZM91 250V249H90ZM224 250V249H223ZM235 250H237V249H235ZM56 251V250H55ZM104 251V250H103ZM136 251V250H135ZM174 251V250H173ZM177 251V254H174V256L170 259V261H168V263L167 264H192V257H191V255L188 253V251L186 250V249H175V251L174 252H176ZM232 251V250H231ZM230 251V252H231ZM32 252V251H31ZM57 252H59V251H57ZM69 251H67V253H68ZM96 252V251H95ZM112 252V251H111ZM138 252V251H137ZM136 252V253H137ZM140 252H142V251H140ZM233 252V251H232ZM71 253H73V252H71ZM70 253V254H71ZM76 253V252H75ZM88 253H90V252H88ZM93 253V252H92ZM102 253V252H101ZM212 253V252H211ZM29 254V253H28ZM59 254H61L60 252H59ZM59 254H57V255H59ZM103 254H105V253H103ZM133 254V253H132ZM131 254V255H132ZM142 254V253H141ZM140 254V255H141ZM173 254V253H172ZM196 254V253H195ZM85 255V254H84ZM88 255V257H89V254H87ZM98 255V254H97ZM100 255V254H99ZM138 255H139V253H138ZM143 255V254H142ZM141 255V256H142ZM217 255H218V253H217ZM227 255V254H226ZM20 256V255H19ZM24 256V255H23ZM56 256V255H55ZM62 258L64 257V254H63V256L62 255H60ZM82 256V255H81ZM101 256V255H100ZM104 256V255H103ZM102 256V257H103ZM135 256V255H134ZM193 256V255H192ZM211 256H212V254H211ZM87 257V258H88ZM169 257H171V256H169ZM168 257V258H169ZM33 258H34V256H33ZM54 258V257H53ZM57 258H59V256L57 257ZM80 258V257H79ZM90 258V257H89ZM132 258V257H131ZM196 258V257H195ZM203 258V257H202ZM214 258V257H213ZM223 258H225V257H223ZM15 259V258H14ZM51 259V258H50ZM105 259V258H104ZM113 259V260H114ZM117 259V258H116ZM154 259V258H153ZM216 259V258H215ZM23 260V259H22ZM30 260V259H29ZM28 260V261H29ZM81 259H79V261H80ZM102 260V259H101ZM168 260V259H167ZM238 260V259H237ZM1 261V260H0ZM4 261V260H3ZM16 261H17V259H16ZM26 261V260H25ZM27 261V262H28ZM82 261H84V260H82ZM107 261V260H106ZM118 261H120V260H117V262ZM163 261V260H162ZM209 261V260H208ZM215 261V260H214ZM213 261V262H214ZM232 261V260H231ZM234 261V260H233ZM19 262V261H18ZM22 262V261H21ZM26 262V264H29V262L27 263ZM33 262V261H32ZM50 262V261H49ZM49 262H48V264H49ZM111 262V261H110ZM196 262H197V260H196ZM210 262V261H209ZM208 262V263H209ZM223 262V261H222ZM20 263V262H19ZM18 263V264H19ZM34 263L36 264V261H34ZM37 263L39 264L40 263V260H39V262L37 261ZM75 263V262H74ZM78 263V262H77ZM82 263V262H81ZM81 263H79V264H81ZM86 263V262H85ZM109 263V262H108ZM128 263V262H127ZM126 263V264H127ZM211 263V262H210ZM233 263V262H232ZM23 264V263H22ZM41 264H44V263H42L41 262ZM82 264H84V263H82ZM116 264V263H115ZM120 264V263H119ZM121 264H122V262H121ZM197 264V263H196Z\"/></svg>","mask_w":264,"mask_h":264}]
</instances>
